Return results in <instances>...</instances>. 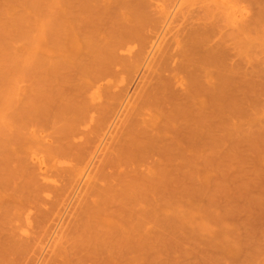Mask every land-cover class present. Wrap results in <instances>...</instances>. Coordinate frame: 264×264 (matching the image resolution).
I'll return each instance as SVG.
<instances>
[{"label":"rangeland","instance_id":"obj_1","mask_svg":"<svg viewBox=\"0 0 264 264\" xmlns=\"http://www.w3.org/2000/svg\"><path fill=\"white\" fill-rule=\"evenodd\" d=\"M51 1H52V3H51ZM58 1L60 4L58 3ZM58 1L57 0H0V165H1L0 166V184H2V185H0V198H1L0 201L3 199V201H1L2 203L0 202V250L3 249L4 251L7 252V253L3 252V250L1 251L0 262H2V261L4 262V260H5L6 263L8 261V264H9V261H10V264L11 263L12 264H62V263L68 264V261H66V258H67V260L71 261L73 256L76 255V259L74 256V260H73V263H74L78 260V257L82 253L84 257H82V255H81V257H79L80 264H95V263L103 264V261H104V264H106L108 262H109V264H111V263L112 264H264V0H198V1L197 0H186V1L185 0H176V1L175 0H150V1L149 0H147V1H145V0H138V1L137 0H128L127 2H126V0H121L122 1V2L120 1L121 3L119 2V0H113V3H112V0H108V2L102 1V0L101 1L99 0V2H96V0L95 1L93 0V2L95 4L98 5L100 3L99 5L105 9V11H102V9L100 8V10H101V12H100V10L97 8L94 11L97 12V10H99L97 14H99V13L101 14L103 12L102 14L103 15L106 14L107 15L106 17H108V18L111 16L110 14H112V16H113L114 14H116V12L114 13V11H116L118 9L120 10V8L122 7L123 9L118 11L121 14L120 18H118L119 13H117L118 17L116 18V17H114L115 16L114 15L113 19H115V18L119 19V21L117 20L118 22L115 21L116 26L117 27H119L118 25L125 26L124 27L125 29L121 26L124 29V31L127 30L128 27H131V28L133 27L132 24L134 22H133V20L131 21V17L129 18L128 16H129V13L131 14L133 11L135 12V14H137L138 10H136V7H135V10L134 9L132 10V12L130 10V9L134 8V5H136V6L140 5L137 2H139V3L143 2L142 4L148 5V6L147 5L142 6V7H145V8H142L143 10L140 9L143 12L142 11H141V13L138 12L139 17L141 16L140 17L141 19L139 17H136L141 22H139L137 20L136 24H135V26H136L137 23L139 22V24H138L139 26H140V23L143 25L144 23L142 22V19L144 22L148 21V22H146L147 24H145V26L148 25L149 27L143 26V27H145V31H144L145 33L148 32V34H150L151 31L155 32V28L157 26H159V28L161 29V28L165 27V25L167 26V23L169 22L170 19L173 22L176 19L175 21L178 23V25L173 24V22H172L173 25L171 23H169V26H167V27H169V30H170V24H171V28L175 25V27L172 28L173 31L170 30L171 31L170 33H172V32L175 33L176 31H178L180 29L177 26L180 27V24L182 25L185 22L183 24V27L187 26L188 29L192 28L190 37L193 35H194V37H196V36L198 37V38L197 37L194 38V39H197V41H198V42H196V40H195L196 44H194L195 42H194V39L192 38V41L194 42L193 44L194 45H197V44L201 45L202 44L204 46L203 47L201 45V48L202 47L204 48V50H203V48L201 49L203 51L202 54L200 52L201 50L200 51L198 50V48H199L198 46H195L198 48L193 47L199 51L197 53L198 55L196 57L197 62H200L199 59L201 61L203 60V58H204L203 54L206 53L204 51H207L206 56L209 55L208 53H210V54L213 53L210 55V57L217 53V55H219V56L216 58L221 59L219 62L225 63L224 65H220L221 63L218 62L219 63L218 66L220 65V67L216 66L217 65L216 64L214 67L211 68L209 66L210 68H208V66L206 64H207V62H209V60H211V58L209 57L210 59L209 58H207L209 60L205 59L206 64L203 65V66H207V68H205V67H203V68L210 69L209 70L210 72H211V70L215 71V72L212 71L211 73H213V75L215 74L214 76L217 77L218 81L221 80V78H222L221 81L216 82V79H215L216 77L214 78L213 75L209 72L210 73L208 75V76H210L209 78L211 79V75L213 77L211 80V83L214 84V82H212L213 80L216 82V84L213 86V87H215L214 90H217L218 88H220L221 93L220 92L219 93L223 97L222 98L223 101L220 100L221 98L218 99V101L219 102L221 101L222 103L224 102L223 106H221L222 105L221 104V105H219L220 107L218 108V109H220V111H218V112H222V113H220V116H219L221 121L220 122L218 121V123L220 125H217V126H219V128L217 127L218 129L214 130V132L216 134H217L216 131L219 130L218 131L219 135L217 134L218 137H216L218 139V141H216L217 148L215 150H217V151L220 150V151L219 152L215 151L218 153L217 157H215V158H217L216 161L214 162L215 159L213 160L214 156H216V154H213L214 149L213 150L209 149L212 147V145H211V147H209L207 145L209 148H206L207 146L206 147L204 146L203 149H202L203 146L201 145L202 147L200 146L201 150H199V151H197L198 150L197 145H196L197 149L195 148V146H193L194 148H192V145L197 144L196 142H198V140H203V142H205L206 144H209V145L213 144L215 141V140L212 141V139L215 136L213 138L209 137L212 133V132L209 133L210 132L209 130H211L210 129L211 128L210 123L212 121H210V119H208V118L205 119L204 116H206V115H204L203 119H202V117L199 118V119L203 120V121H201L202 125L201 124H199V126L196 125L200 121L195 119L197 121V122L195 121L196 124H193V125L191 124V126H193V127L198 126L199 128H202L201 130L199 129L200 130L199 131L195 127V129H197L195 131L198 134H200V132L203 131L202 133L204 134V136L202 134V137H206V136H208V137L205 138V140H204V139L200 138L201 136L198 137V135H197V137L199 139L196 141L195 136H194V139L196 141L195 144H190V141H193V140L192 139L189 140V144H190V147L192 149L191 148L189 149V146L188 147L183 146V144L181 142H184V141L180 142L177 140L179 138H176L175 144L179 142L183 147L187 148V149H185V151H183V154H181L182 152L180 153V150L183 147H181V146L178 147L179 145L176 144V147H174V148L178 147L179 154H181V156L179 155L180 157L177 155L178 151L175 153H174V151L169 152L170 149L168 150V148L171 147L170 145L172 143L169 144L171 142L169 140L170 142L168 143L169 144L168 145L167 139H166L167 142L165 141L166 143H164L165 139L163 140V137L165 135L162 137V139H161V137L158 136L159 141L163 140L162 143L166 144V147L168 145V148H166V149L168 150V152L170 154L173 153V156L175 159L172 160L173 157H171V162L173 161L172 162L173 164L171 162L166 163L169 159V156H172V155H169V156L166 155V157L168 156L166 162H164L165 160L162 161L158 157L163 164L159 160L156 161V158L154 157L155 161L157 163L159 161L160 163H158V165L159 164L164 165V167L166 164H167L166 167L170 164L171 166H169V167H171L172 170H171V168L168 167L166 169L164 168V170L162 171L159 168V167H161L159 165L158 168H156V169H160V170L157 171V170H155V167H154L155 165L153 166V164H155V163H153L152 164V168L154 167L153 171L149 170L150 173L148 171L145 172V170H143V169H145L146 167H149L148 169H152L149 165L146 166V164H148L150 161H154V158L152 157V155H151V157L153 158V160L150 157V152H148V156H147L150 158H148V160H146V161L144 160L145 162L149 161L148 163H144V165L146 167L142 166L143 163H142V165L140 164L144 168H141L140 169L141 171L140 170L139 171L141 173L144 171V173H142V174L140 173L138 175V173L135 172V170H137L136 169L137 167L134 164V163H136L135 160L134 161L132 160L134 162V163L132 162V164H134L135 166L130 165V166H127L128 168L125 169V171H127V169H129V167H131V166L136 167V168H133L135 170H133L131 168L132 169L131 172L127 171L128 174H131V178L137 173L136 174L137 176L135 175V178L137 177V179H136L137 181L135 180L136 181L135 183L134 182L129 183L126 179L129 176L125 177L126 174H125L124 170L121 169V167L120 168L118 167V165L120 166V163L123 161V160L121 161V159H120V162H118L119 160H117V162L115 161L113 163H110V165L107 167L105 166V168H102L101 165H98V167H101V168H99L100 170L96 169L99 172H98V174H95V173H97V171H95V173H93L95 175H92V177H93V179L95 177V180H96V176H98V178H101L103 180L102 181L100 179L101 182L97 181L98 186L103 190H97L95 188H93L94 190L90 189L92 187L90 186L89 181L92 182V177L88 181L89 184H87V183L84 184L88 180L86 178V175H85V180L86 179L87 180L85 182L82 181V180H84V176H82V178H83L82 180L79 179L81 177V174H84V173H82L84 171V170L82 171V169H83L82 167H84L83 160H82L83 163H81L80 159H79L80 160L79 161V160H76L74 157L73 158L74 160L72 161L70 154H72L73 151L70 153L66 152V154L70 155L69 156L70 159L66 158V156L64 157V155H66V154H65V151L63 150V147H62V150L64 151V153H62V154H64V155L60 156L61 153L59 155L57 154L58 150H60V149H57V147L59 145V141L62 140L61 137H64L63 134L66 132V130H67V132L70 131L67 128L69 126L70 127L72 126V125H70L73 123L72 121L75 118H77L79 115H81L84 107L87 106V108H88V105L90 104V100L92 98L91 93L93 94L95 92L94 90H96V89H90L89 88L90 86L88 87V82H90V80L88 81V75H90L91 73L88 74L87 71H90V69H92V67H93V70H95L94 64L98 63L100 61L99 58H101V55L99 53L100 51H102V53L104 54L105 50H107V51L109 50L111 45L103 47V48H105L104 50L100 49L101 45H102L101 42L103 40L105 41L106 36L109 35L108 30L113 26L114 21H113L112 16H111V18H109V19H111V23H107L106 21L108 20V18L107 19L105 18L106 20H103V21L106 22L107 24L104 23L105 24L104 25L103 23H99L100 25L96 24L97 25L96 26L95 23H93L94 18L95 19H97V18L98 19L99 18L104 19L105 16H101L102 14L100 16H98L96 14V12L94 13V11L93 12L91 11L92 9L91 10L89 9V7L92 5H93V7H91V8H95V4H93L92 0H89V2L92 3L91 5L89 3H87L88 5H86L85 1H87V0H78V1L77 0H67V1L62 0L63 2L61 0H58ZM73 1H75V3ZM80 1H81V3L83 1L84 2L82 4H79L78 2H80ZM117 1L120 3L121 6L119 5V3H117ZM123 1H125V3ZM172 1H174V2H172ZM196 1H197V3H199L198 6H196L197 5ZM53 2H55V3H53ZM103 2H105V4L107 2V4L105 5ZM109 2H111L113 6L111 5V3L109 4ZM170 2H172V3H170ZM101 3H103V4H101ZM116 3H117L119 8L117 7L118 9L116 8L114 10V5ZM179 3H182V5ZM173 5L174 6L176 5V6L174 7ZM179 5H180L181 9L178 8ZM71 6H73V8H69ZM82 6L84 7L85 10L82 9L83 8ZM106 7L108 9H106ZM111 7H113L112 10H111ZM152 7H154V8H152ZM53 8H55V9H53ZM80 8L82 9V11H81L82 14L80 13L81 15L79 14ZM109 8H110V11H108ZM176 8H178V9L176 10ZM186 8H188V9L185 11ZM106 10L110 13L109 14L110 16H108V13L106 12ZM144 11H146V12H144ZM150 11L152 13L154 12V14H152ZM177 11H178V14L180 13L181 16L177 14ZM239 11H241V12H239ZM49 12L51 13V16H49L50 15ZM90 12H91V14H90ZM70 13H72V14H70ZM88 13L92 17H93L92 13L95 16L96 15L97 16L93 17V19H92V17H90V15ZM167 13L168 14L171 13L172 15L174 13H176L175 18H173L174 20L169 16L170 18H167V21H166V17H168ZM188 13H190V15ZM191 13H193V14H191ZM53 15L55 17H57L58 21H56L57 19H55V17ZM123 15H124V17H123ZM143 15L146 19L143 17ZM155 15H157V17ZM45 16H47V17H45ZM125 16H127V17H125ZM197 16H201V17H197ZM233 16H235V17H233ZM52 17H54V18H52ZM68 17L71 19V21H69L70 19ZM74 17H75V19H74ZM155 17H156V19H155ZM163 17H164V19H163ZM202 17H203V19H201ZM230 17H231V19H230ZM159 18L163 22H161L159 20ZM198 18H199V20H198ZM205 18H207V19L205 20ZM235 18H236V21H235ZM59 19L61 21H59ZM73 19H74V21H73ZM88 19L91 22L90 24H88L89 22H85L86 20L88 21ZM132 19H133V17H132ZM180 19H183V20H180ZM50 20H52V21L55 20L56 23L52 22ZM77 20H78V22H77ZM126 20H128V21L126 22ZM129 20L132 22L131 24L130 23L127 24L129 22ZM240 20L242 21V23ZM43 21H45V22H43ZM49 21L52 25L53 24H55V25H53V26L51 25L49 27V29L52 32L48 29L49 32L47 33L45 31H47L46 29L50 25ZM99 21L103 22L101 20H99ZM109 21L110 20H108V22ZM165 21H166V23H164ZM189 21H191V22H189ZM59 22H60V24H59ZM74 22H76V23H74ZM120 22L121 23L124 22L125 25H124V23L118 24ZM156 22H158V24H156ZM176 22H174V23H176ZM207 22H209V23H207ZM115 23H114V27H116ZM186 23H188V25ZM56 24L58 27L61 26L63 30L65 28L66 29L68 28V29L67 30L65 29L64 31L61 30V27H60V29H58ZM63 24H64V26H62ZM69 24H71V25H69ZM102 24L105 27L104 31L107 29L104 32V34L102 33L103 28H104ZM110 24H112V25H110ZM126 24L129 26H126ZM192 24H194V25H192ZM204 24H209V25H206L207 26V28H206V26H204ZM232 25H233V27H232ZM108 26H110V27H108ZM87 27L89 29H87ZM95 27H96V31H93L95 29ZM101 27H102V29H101ZM121 27H119V28H121ZM152 27H154L153 30H152ZM187 27H184V29H187ZM52 28H55L57 30L56 31H55V29L52 30ZM92 28H94V29L91 30ZM97 28H99V29L97 30ZM137 28H139V27H137ZM140 28L137 29L138 32H139ZM149 28H151V29L149 30ZM176 28H177V30H175ZM100 29H101V31H100ZM135 29H136V27H135ZM160 29H158V30H160ZM167 29H165V32ZM193 29H195V31H193ZM58 30L60 33L61 32L62 33L59 34ZM76 30H77V32H76ZM158 30H157V33L160 34L162 32V29L160 32ZM187 30H186V32L189 31V30L188 31ZM53 31H55V35H54ZM65 31H67V33H64ZM90 31H91V33L88 34V32H90ZM98 31H100V32H98ZM124 31H122V32H124ZM128 31H129V29H128ZM192 31L194 33H192ZM204 31H206V32H204ZM212 31H214V32H212ZM43 32H44V35H43ZM70 32H71V34H70ZM110 32H112V30ZM119 32H121V31H119ZM141 32H143V31H141ZM196 32H199V33H197L198 35H196ZM72 33H73V35H75V37L77 39H74L75 37H73ZM92 33H97V34L99 33V35L92 34ZM115 33L113 34V36L115 35ZM157 33L155 32L156 35H157ZM170 33H168V35H170L169 37L171 39L172 38L171 36L173 35V33L172 34H170ZM176 33L182 34V31L180 32V30H179V32H176ZM189 33H190V31H189ZM204 33H206V34H204ZM49 34H52L51 37L49 36ZM58 34H59V36H58ZM91 34L94 36H91ZM101 34H103V35H101ZM119 34L123 35L124 33H119ZM139 34H141V33H139ZM146 34H145V36H146ZM177 34L175 36L176 38H177ZM215 34H217V35H215ZM60 35H62V36L60 37ZM168 35H167V39H165V40L170 41L168 38ZM185 35L186 34H184V36L179 35L181 37H184L181 39V40H183L182 41L183 43H184V39L186 38ZM188 35L189 34H187V36ZM88 36H91L92 38H90V39L92 41H94V43L90 42L91 44H89V46H91V48H93L92 50H94L92 53H91L92 50H90L91 49L90 47H87V49H86V47L84 48V46H88L86 41H90ZM95 36H97V37L95 38ZM103 36H105V37H103ZM69 37H70V39H69ZM102 37H103V39H101ZM148 37H150V36H148ZM152 37H150V38H152ZM175 37H173V39ZM215 37H218V38H216V41L214 39ZM61 38H63V39L61 40ZM67 38L69 39V42L66 41V40H68ZM71 38H73V39H71ZM94 38H95V40H94ZM99 38L102 40L101 42H100ZM118 38H120V37H118ZM87 39H89V40H87ZM107 39H108V37H107ZM114 39H115V37H114ZM175 39H174V41H175ZM74 40H76V43L78 44V46H77V44H74V42H75ZM96 40H98V41L96 42ZM141 40H139V41H141ZM143 40H145V39H143ZM172 40L170 41V43H172ZM187 40L191 41L190 38ZM187 40L185 39V41H187ZM106 41L108 42V40H106ZM106 41L104 43L107 44ZM221 41H222V43H221ZM95 42L99 43V45H97ZM175 42H173V43L176 44ZM210 42L214 43V44H211ZM68 43L69 44L71 43V44L69 45ZM54 44L56 46H54ZM72 44H73V46L71 47ZM108 44H109V42H108ZM127 44L128 43L126 42V46L129 45V44L128 45ZM134 44H136V43L134 42ZM138 44L141 46V43H138ZM168 44H169V42H168ZM187 44L189 45V41ZM187 44L185 46H183L181 44L184 48V49H182L180 47L182 52L186 51L185 47L188 46ZM209 44H211V46ZM216 44H219L221 46L216 45ZM74 45H75V47H74ZM92 45H94V47ZM131 45L133 47L132 43H131ZM181 45L178 44L177 47L181 46ZM171 46L173 48L177 49L176 51H178L179 47L176 48V46L174 47L173 44H170L168 47H171ZM213 46H214V48H213ZM97 47L99 48L98 50L94 49ZM168 47H167V49H169L168 50V53H169V51L172 50L173 48L171 47L172 48L171 49ZM188 47H186V48H188ZM210 47L213 48L214 50H216L215 54H214L213 49L211 51H209L211 49ZM55 48H57V49H55ZM64 48H66V49H64ZM73 48L76 49V51ZM134 48H136V50L139 49L136 46ZM134 48H133V51L136 54H138V52ZM190 48H192V45ZM84 49H85V51L87 50L86 52L88 54L84 51ZM206 49H208V50H206ZM70 50H71V52H69V54H68V51H70ZM128 50H129V48L126 51H128ZM141 50L144 51L143 49H141ZM141 50H140V53L138 55L144 53V52L141 53ZM187 50L189 52L186 51L182 54L184 56H186L185 53L188 52L187 55H189V57H187V60H188V58L190 60H195L197 50L196 51L192 50L195 53V56L193 55V52H191V49L189 50V48H188ZM120 51H121V53H119ZM130 51H131V47H130ZM176 51L174 52V49H173V51H170V52H174L175 54L178 55V57L182 56V58H184L183 55L181 54L180 49H179L180 53H178ZM72 52H74L75 57L77 56L76 58L73 56ZM119 52H118V54H120V55L122 54V56H125L123 54V53H125L123 48H121L119 50ZM129 52H127L128 55H129ZM89 53H91V55ZM174 53H172V54H174ZM189 53L192 54L191 57L194 56L192 59H191ZM92 54L94 55V58L92 57L93 56ZM97 54L99 55V57H97ZM144 54H143V56L145 57ZM231 54H232V56H231ZM109 56L110 55H108L107 57H109ZM141 56H137L136 58L134 57V59H136V63L139 60V59L137 60V58H140ZM168 56H169V54L166 57L168 58ZM201 56H203V57H201ZM79 57H80V59H79ZM212 57H215V56H212ZM74 58L76 61H79V60L80 61L75 62ZM102 58L104 59V57H102ZM182 58L180 57L179 59L178 58H176V59L178 61L181 59V63H182V61L187 62L190 64V67L192 66L191 64L193 63V61L190 63V60L186 61L185 58H184L185 60H183ZM216 58H214L215 61L214 60L211 61L213 63L209 62L208 65H210V63L212 65L215 64L214 62H217ZM106 59H108V58H106ZM142 59H141V62H143ZM176 59H174V60H176ZM129 60L132 62L131 59H129ZM129 60H128V62L125 61L127 63L126 65L124 64L126 67L122 66L123 67L122 70L119 68V65H118L119 69L115 67L117 70H120V71H119V75H117V76L115 75L116 77H114V79L112 78V80H114L113 82H112V80H110V76L107 79L111 82H108V80L105 78L106 82H103V83H106V84L103 86H106L107 83H109L111 86H114V87L109 86V88L111 87L110 88L111 90L109 92L107 90L108 93L105 92L104 95L107 94L106 96L101 95V93H99V92H98L99 94L97 95L96 94L97 90H96L95 94L97 96L95 99L98 98V100H99V98H100V99H102V101H100V100L99 101L98 100L93 101V99H92V102H93L92 107L95 108V106H96V108H97V109H95V112L100 111V110H98V106L101 107L103 105V100L105 101L106 104H105V106L103 105L102 107H105L106 109L109 110L111 106L112 107L116 106V107H118L117 110H119V108H121V107L119 106L120 103L117 99H121L120 101L122 102V99L126 95L125 91H129L128 92L129 93L128 99H127L129 101H127L124 98L123 102L120 104L122 107L125 105L127 106V104H128V103H125L124 101L129 102V103H131V101L134 102L140 94H142V93L145 94L144 93L145 91L147 94V91H149L148 90L149 84L151 85V82L149 80L152 81V79H149L151 74L148 77L149 80H147V78L144 77L146 79V81H149L147 83L145 82L146 84H148V86H147L148 89H147V87L143 88L141 86L142 89H144V90L147 89V90L143 91V90H141V88L138 87L139 90L136 89V91L139 92L141 90L143 92H140V93L137 92L138 95L137 94L135 95V93H134L135 96H133V99L131 98V93H132L131 91H133L134 84L136 86L137 83H135V82L138 79V78H135V75L138 77L139 74H137V73L139 72V70L136 68L137 64L135 63L136 65L135 64L132 65L131 62H129ZM217 60H219V59H217ZM48 61H50V62H48ZM62 61H63L64 65L61 64ZM112 61L114 63L113 59H112ZM205 62L203 61V63L201 62V63H197V64H198V66H200V65L204 64ZM81 63L84 66V68L82 67V69H80L82 66ZM100 63H101V61H100ZM108 63H110L109 64V66H110L111 62L109 61ZM108 63L104 64V66L108 65ZM167 63L170 64V59H169V61L167 60ZM174 63L177 64L178 62L174 61ZM174 63L172 62V64H171L172 66H169V64H167V66L173 68ZM187 63H186V65H187ZM196 63H193L192 68L198 67V66H196L197 65ZM65 64H68V66ZM130 64L132 66H136L134 68L137 69L136 70L137 73L134 71L136 73V74L134 73V77L132 76L133 74L131 73L133 69L131 71L128 70V69H131V67H132V66H130ZM179 64L180 63H178V66L181 67L182 71L180 72L181 69H178V71L180 73L183 72V74H181V75H185V77H187L188 74L186 75V72L188 70L186 71V69H187L186 67L189 66V64L185 68L182 65L183 63L180 65ZM90 65H92V66L90 67ZM95 65H96V67H98L99 63L95 64ZM141 65H140V67H141ZM227 65H228V69H227ZM116 66H117V63H116ZM157 66H159V65H157ZM70 67H73V68H70ZM101 67H102V65L99 66V69L103 68V67L102 68ZM113 67L114 66L112 64V66L110 68L113 69ZM127 67H128V69H127ZM169 67H166V68H168L167 70H169ZM180 67H178V68H180ZM217 67H218V69H217ZM115 68L113 69L114 71H115ZM138 68H139V65H138ZM203 68H201V66L198 67L197 68L199 70L198 72H196L197 69L196 70L192 69L193 71L191 70V72L188 71L187 73H192V74H190L191 76L188 75L189 78L190 77L192 78L194 71H195V74L201 73L203 70L201 71L200 69H203ZM154 69H158V67L154 68ZM96 70H98V69H96ZM117 70H116V72H117ZM148 70H150V69H148ZM151 70L147 71L148 73L147 72L146 73L149 74V72H151L153 74L152 75V77H153L155 74L154 73L155 70H152L153 72ZM229 70H233L234 74H231L230 72H232V71H229ZM170 71L171 70H169L168 73ZM227 71H229V72H227ZM159 72H157V73H159ZM161 72L167 73L165 69L161 70ZM160 73H159V76H160ZM207 73L208 72L206 70V74ZM219 73H221V74H219ZM167 74H165V75L169 76V74L168 75ZM172 74H174V73H172ZM172 74H171V76H172ZM195 74H194L192 79L190 78V80L194 81V78L195 79L199 78L200 80L199 79L195 80V82L197 81L198 83H200V86L199 85H197V86L200 89V87L202 85V88L206 89L207 84H205V87H203L204 81H205V79L203 80V78H205V77H202L203 83L201 84L202 81H201L200 77L203 76V74L202 75L197 74L200 77H198ZM217 74L219 76L223 75V77H219ZM165 75H161V76H165ZM159 76L157 75V79H159ZM161 76H160V78H161ZM224 76H225V80H224ZM91 77H90V79H92V78L94 79V76L92 78ZM131 77L133 78L134 82L132 81ZM177 77L180 78L181 76L178 75ZM134 78L136 80H134ZM182 78H184V77H181L180 82H182V80H183ZM187 79H188V77L186 78V80L184 79L183 82L184 81L186 82ZM208 79H207V81H208ZM190 80H188V81L190 83H192ZM229 80L230 81L233 80V81H231L232 82L231 85H233V86L230 85L231 82H228L229 86H230L229 88L231 89V87H233V89L230 90V93L233 90L232 94H230L227 90L228 86L226 83ZM144 81L142 84H145ZM154 81H156V80H154ZM162 81H164V80H162ZM223 81H224V83H223ZM91 82H93V80ZM101 82L98 84L100 85ZM165 82L166 81H164V84H165ZM94 83H95V81H94ZM122 83H123V85L121 86L120 84H122ZM132 83H134V84L132 85ZM152 83H153V81H152ZM190 83H189V86H190ZM208 83H209V81H208ZM217 83L219 86L216 87ZM130 84L133 87H131ZM142 84H140V85H142ZM157 84H159V83H157ZM161 84H159V85L161 86ZM193 84H195V86H196V83H193ZM193 84H192V86H194ZM89 85H91L92 88L94 86L93 83H90ZM99 85L97 87H99ZM151 86L154 87L155 84L151 85ZM157 86L158 85H156V87ZM186 86H188V84ZM209 86H211V85H209ZM182 87H183V83H182ZM184 87L182 88V89H184L183 92H185ZM121 88H123V90H125V91L122 90V92H125V93L122 94L121 91H120L121 94L119 93L118 90H121ZM126 88H128V89L126 90ZM208 88L209 89H207V90H210L209 91L210 93H211V91H214V90H211L212 89L211 87H208ZM99 89H101V90H98V91H101L102 93L105 90V89H103V91H102V88H99ZM205 89H204V91H205ZM156 90H157V88H156ZM161 90L159 92L162 93L163 91H161ZM190 90H193V89H190ZM236 90H238V91H236ZM178 91L182 92L181 88H179ZM186 91H187V89H186ZM180 92L178 95H180ZM209 92L207 94H210ZM115 93H116V95H115ZM148 93H150V92H148ZM214 93H211V95H213L214 98L220 96L218 91H215ZM159 94L157 97L158 100H160L159 96H162ZM164 94L165 93L163 92V95ZM195 94L193 96H195V97L197 96V98H198L199 95H195ZM229 94L231 97L234 94L233 99L231 98L233 103L230 102L231 99L228 96ZM152 95L149 94V97L150 96L153 97ZM188 95L190 96L191 93ZM211 95H208L209 96V97H207L208 100H209ZM214 95H216V96H214ZM119 96H121V97H119ZM156 96H157V94H155V97ZM181 96H182V93H181ZM201 96L203 97V94ZM206 96L207 95H205V97ZM139 97H142V98H140V99L137 98V99H139V100L135 101L137 105L135 104L132 106V104H133V102H132V104H130L131 106H129V108H127L128 106L124 107L128 110V112L129 111L131 112L132 109L137 111L136 108H138L137 112H135V111H134L135 113L133 112L134 115H132V112L131 113L126 112L129 114L128 118L126 117L127 120L130 119L129 120L130 122L128 124H131V126L129 125L130 126L129 135L133 136L135 133L137 135L135 134L136 136L134 135L135 138L133 136L132 137L133 139L131 137H129L128 135L127 136L129 138L128 137L126 138V135L124 137L122 135V137H121L122 139L121 138L120 139L121 140L124 139V141H125V139H127V141H126L127 144L125 142L126 146L121 147L118 145V147L120 150L122 148H123V150H126L125 148L128 147L129 149L127 148L128 150L126 151V153L129 152L128 154H131V152H132V154H134L133 149H135V148L133 147L130 150L129 145H130V143L133 144V142L135 141L133 144V146L136 145L135 147L137 148V149H135V151L137 150L139 152V150H140V154L142 156L145 153L147 154V151H149V150L151 152L154 151L153 153H155L156 151L157 152L161 151V153L163 155V153L166 152L167 150L161 146L162 149L158 148L160 150V151H158V149L156 147H159V146H155V145H158L157 143L159 142L158 139L156 138L157 136L154 139H157L158 142L154 140L155 142H153V144H151V145H154L157 142L154 145L155 150L151 149V147H149L150 149L147 150L148 149L147 147L149 146V144H146L147 140H149L147 137L150 138V136L155 134V131H153V128L157 127V126L154 127L155 126L154 122L156 123V125L159 124L157 127V128H159L157 130L159 135H160V133H161V135H162V133L163 134L168 133V132L172 133L170 131H174V130H172L173 127H175L176 129H179V127L181 125L177 128L176 126H174V121H175V123L177 121V123L175 125H178V123H180V124H182V123H181V121H179V118H177V119L175 118L176 120L174 119L172 124H170V123L166 124L165 123L166 121L171 122L170 121L171 118L168 119V117L165 118V116H164V118L162 119L163 114L162 115L160 114V112H161L160 109H159L160 112H158L157 107L155 110V106H157V102L155 101L156 104H152V106H151V104H146L147 102L146 103L144 102L145 104L144 103L141 104L143 101L142 102H140V101L144 97H143V95H141ZM146 97L149 98L148 96H146ZM146 97L144 98V101H145ZM202 97H199L198 99H195V98L194 99L196 100L197 103L200 104V102L197 100L200 99V101H201ZM129 98H131L132 100ZM163 98H162V101L165 100V98H164V100H163ZM176 98H177V96H176ZM182 98L184 99V95L182 96ZM214 98L212 100H214ZM194 99H193V101L195 102ZM178 100H179V98H178ZM181 100L182 99L180 97V100L177 103H179ZM190 100H192V99L190 98ZM204 100L205 99L203 98V101H201V104H202V102H204ZM212 100H210L208 102L211 103ZM138 101L140 102V104ZM147 101H148V103L153 102V100L151 102H149V99ZM186 101H188V100H186ZM186 101H185L186 106L183 105V107L187 108ZM193 101H190V102H193ZM205 101H206V103H208L207 100H205ZM96 102H97V104H98V102H100V105L99 104L95 105ZM182 102L184 103V100H182L181 103ZM196 102L194 104L197 107H199L200 105L198 106V104H196ZM117 103H119V104H117ZM204 105L205 106H200L201 109L203 108L202 110H204V111L208 110L206 108L205 103H204ZM209 105L211 107V105H213V102H212V104H209ZM90 106H91V104H90ZM107 106H110V107L108 108ZM160 106L161 105H158L159 108H160ZM164 106L167 107L166 104ZM190 106H193V105L190 103ZM112 107L110 110L111 114L117 113V110L115 109V107H114V110H116V112L112 113L114 111V110L112 111V109H113ZM87 108L85 109V111L89 110V108L88 109ZM161 108H163V106H161ZM173 108H175V106L172 107V109ZM177 108H179V107H177ZM180 108H181V106H180ZM199 108H198V110H199ZM104 109L102 108V114H104L103 113ZM121 109H123V108H121ZM165 109L169 110L168 108H165ZM172 109H171V111H173ZM187 109H190V107ZM193 109L194 108L191 107V110H193ZM178 110H180V112H181L182 109H178ZM184 110L188 111L186 109H184ZM202 110H201V112H202ZM209 110H210L209 113H211L212 109H209ZM105 111H106V114L108 113V119H110V120L107 119L108 122L112 121L114 115H112L113 117L109 116L110 113L107 110H105ZM174 111L177 112V109H174ZM89 112H87V113L85 112L83 114L84 115H86V114L90 115L91 113H89ZM165 112L163 111V113H165ZM212 112H214V110ZM229 112H230V114H229ZM205 113H208V112L206 111V112H204V114ZM97 114L93 113V117L96 119V121H94V120H92V121H94L95 123L97 122L98 124H101V125H98L99 128L101 129V127L103 126L102 123H104V121L102 122L101 118L104 115L100 116L101 112L98 115ZM135 114H136V116H135ZM158 114H160V115H158ZM168 114H170V111ZM168 114H167V116H169ZM189 114L190 113H188V112H187L186 116H185V114H183L184 118L189 116L190 119H194L195 118L194 114H197V113L196 112L194 113V111H193V113L191 112V115H192L191 117H193V118H191ZM154 115H156V116H154ZM171 115H173V114H171ZM174 115L177 116L176 113ZM179 115L181 118V114H179ZM159 116L160 117L162 116L161 119L163 121L160 119ZM208 116L209 115H207L206 117H208ZM171 117H173V116H171ZM212 117L213 116H210L211 119H213ZM80 118L82 119L81 116H80ZM89 118L88 119L86 118V119L89 120ZM94 118H90V120L94 119ZM125 119H123V117H122V120H125ZM155 119L157 122L155 121ZM107 120L105 119V121H107ZM146 120L148 121V123ZM164 120H166V121L164 122ZM172 120H173V118H172ZM131 121H132V123H131ZM161 121L163 122V124ZM79 122L82 123L83 120L82 121L79 120ZM87 122H89V121H87ZM94 122H92L91 124L93 125ZM127 122L128 121H126L125 123H127ZM151 122L153 123L154 126L152 125ZM203 122L205 124H203ZM207 122L209 125H207ZM125 123L120 124V125L118 124L117 128H119L122 125L125 126ZM184 123L187 124L188 122L186 123V121H184ZM189 123H191V122H189ZM74 124H75V122H74ZM88 124H90V123H87L88 128H87V126H86V128L87 129H90V128L93 129L94 125H93V127H91L92 125H88ZM109 124H110V122L108 124H105V125L108 126ZM164 124H166V125H164ZM105 125L103 126L104 128H106ZM170 125H172V126H170ZM206 125H207V127L209 126L210 128L209 127L207 128ZM80 126L81 125H79V129L83 130L82 129V127L84 128L83 123H82L81 128H80ZM124 126H122V129H126V128H123ZM152 126H153V128H152ZM202 126L204 127V129ZM213 126H214V123H213ZM75 127L78 128V126H75ZM126 127H128V126H126ZM143 127H145V128H143ZM163 127H166L164 129H165V131H168V132H160V131H164L162 129ZM94 128L96 129V124H95ZM104 128H102V129L105 130ZM180 128H182V127H180ZM185 128H187V127H185ZM100 129H98V132L100 134L98 133L99 136L97 134V137L103 138L104 134L102 136H100V135L103 132H105L106 130L101 132L102 129L101 130ZM151 129H152L153 134L151 133ZM76 130H78V129H76ZM86 130L82 131L83 135L81 136V138H84V133H85L84 131H86ZM206 130H208V132H206ZM89 131L92 133L89 135V137L91 139H93L94 142H96L95 138H93L92 135L94 137L96 136V134L94 135L93 133H96L97 129H96V132L95 131L92 132V130H89ZM181 131L183 133V129ZM192 131H193V129H192ZM192 131L190 133H193ZM211 131H213V129ZM74 132H75V130H74ZM74 132L72 131V133H74ZM176 132L174 131V134ZM185 132L188 133V131H186V130H185ZM185 132L183 134H186ZM126 133L128 134V132H126ZM150 133L152 135H150ZM197 133H195V134H197ZM205 133H206V135H205ZM70 134L71 133H69V135ZM86 134H88L87 131H86ZM124 134H125V132H124ZM158 134H156V135H158ZM168 134H166L167 135L166 138L168 136L172 137L171 135L174 136L173 133L170 135H168ZM73 135L71 134L70 137L72 136L74 138L75 135L77 137H79L77 134H75L74 136ZM175 135L180 136L182 134L177 133ZM65 136H66V133H65ZM136 137H141V139L136 138ZM190 137H191V135H190ZM67 138H69V137H67ZM86 138L90 139V138H88V136H86ZM136 139H138L142 142L138 143L137 142L138 140H136ZM150 139L152 140V138H150ZM172 139H173V137H172ZM69 140H70V138H69ZM69 140H66V141L69 142ZM99 140H97V141H99ZM121 140H118V138H116L114 141H112V140L108 141V143L114 142L113 144L123 145L124 141L121 142ZM174 140H175V138H174ZM183 140H186V139L184 138ZM75 141L73 140V142H75ZM77 141L79 143L80 140H77ZM81 141H82V139H81ZM85 141H89V140H85ZM100 141H99V143H100ZM76 142L74 144H76ZM94 142L93 143L91 142V144L92 145L97 144ZM149 142H151V141H149ZM64 143H66V142H64ZM85 143L87 144V142H85ZM144 143H145L146 147L144 146ZM71 144H73V143H71ZM159 144H160V142H159ZM200 144H202V142ZM78 145L76 146V148L78 147ZM88 145H89V143H88ZM65 146L67 147V145H65ZM93 146L96 147V145H93ZM139 146H142V148ZM163 146H165V145H163ZM68 147L66 150H68ZM89 147H91V146H89ZM115 147L116 146L114 145L113 148H115ZM154 147L152 146V148H154ZM172 147H173V145H172ZM70 148L74 149L73 146ZM145 148H147V149L145 150ZM77 149H74V150L76 151ZM83 149L86 150L85 152H87V150H88L89 156H91L90 155V149H92V147L89 149L88 146L86 145V147H84ZM96 149H97V147H96ZM100 149L98 152L101 154ZM115 149H117V148H115ZM115 149H114V151H112L113 153L118 150L117 149L115 151ZM162 150L163 151L165 150V151L162 152ZM92 151L93 150H91V153H92ZM137 151H136V153H137ZM157 152L155 153V155L158 154ZM168 152H166V153H168ZM74 153L76 154L78 152H74ZM81 153H79V155ZM93 153H94V151H93ZM153 153H151V154H153ZM161 153H160V155H161ZM100 154L97 155V153H96L97 156H100ZM112 154L110 155L111 157H112ZM82 155H84V154H82ZM85 155H86V153H85ZM117 155L119 156V154H117ZM124 155L127 157V154H125V151H124V153H122L121 157L119 156L120 158L124 159V161L122 163L125 162ZM185 155H187V156H185ZM73 156L74 155H72V157ZM106 156L108 157L109 154L107 153ZM134 156L131 155V157L133 159L135 158ZM137 156H139V155L137 154L136 157ZM142 156L141 157L139 156V157L140 158L145 157V156H143V157ZM86 157L84 156L85 159H86ZM107 157H106V160H104L103 159L104 157H102L103 161H102V159L100 160V161H102L101 164L102 163L103 164H106V163L109 164L108 161L111 158L109 159ZM76 158L78 159L79 156ZM81 158L84 159L83 157H81ZM91 158H89V159L91 160ZM116 158H118V157L115 155V160H116ZM176 158H177V160H176ZM89 159L87 157L86 160H89ZM94 159L92 160L91 163H93ZM99 159L100 158L98 157L97 159H95V161L96 160L99 161ZM107 159H108V161H107ZM7 160H9V162H6ZM90 160L88 162H90ZM129 160H130V158H129ZM141 161H143V160H141ZM126 162H128V160ZM94 163H93L94 167L96 166L95 164H99V163H95V164ZM157 163H156V165H157ZM164 163H166V164H164ZM184 163L189 164V166L187 164L184 165ZM85 164H86V161H85ZM126 164H123V165H126ZM93 165L92 166L90 165L91 168L93 167ZM190 165H191V168H190ZM16 166H17V168H16ZM85 166H87V165H85ZM141 166H138V167H141ZM1 167H3V168H1ZM19 167L21 169H18ZM183 167H185V168H183ZM84 168L86 169V167H84ZM89 169H90V167H89ZM94 169H91V170H93V172H94ZM120 169L123 171L122 173L125 174V176H124V174H122L125 177V179H122L124 183L123 182L121 183L122 180L119 179L122 177L120 175L121 174L120 173L121 171H119ZM131 169H129V170H131ZM22 170H25V171L27 170V171L24 172V174L21 176V173H23ZM20 171H21V173H20ZM29 172H31L32 174ZM115 172L120 173V174L117 173L120 175L119 178L117 177L118 175L117 176L115 175L116 174ZM132 172L133 173L135 172V174L132 175ZM27 173L32 175L34 178H32V177L29 178L30 175ZM91 173H92V171H91ZM91 173H90V175H88V178H89V176H91ZM87 174H89V171H87ZM177 175L180 177V179ZM175 176H176V179H175ZM169 177H171L172 179ZM33 179H34V181H32ZM79 180H81V182H79ZM131 180L134 181L133 179H131ZM170 180H172V181L169 182ZM161 181L163 182V185H162ZM164 181H165V183H164ZM76 182L78 185V186L76 185L77 188L76 189L70 188V187H72L71 185L74 186ZM94 182H96V181H94ZM166 182H168L169 184ZM80 183L87 185L85 189L83 188L84 185H82L83 186L82 188L84 191L82 189H80L81 188ZM165 184H167V185H165ZM88 185L90 187H88ZM93 185L95 186V184H93ZM98 186H96V187H98ZM165 186H168L170 188L166 187L164 189L163 187H165ZM54 187H55V190L53 189ZM88 188H89V190H88ZM15 189H17V190H15ZM72 189L73 190L75 189L74 190L75 192L77 190L76 195H77V193H79V191H81L82 194L80 196H82V198L85 197L87 194L86 198L80 199V196L78 195L79 197H78V199H76L74 197L75 192L73 193ZM120 192H121V195H120ZM70 193H72V195H70ZM167 193H168V195H167ZM180 193H181V195H180ZM70 196H73V199H71L72 197L70 198ZM79 199H80V202L77 201ZM103 200H104V202H103ZM31 201H32V203H31ZM72 201L73 202L75 201V203L78 202L77 205L75 204L76 206H73L74 203ZM132 203H133V205H132ZM67 204H69V205H67ZM163 204H166V205H163ZM50 205H52V206H50ZM66 208H67V210H66ZM48 209L51 211L50 213H49ZM57 209L59 211L62 209L60 211L61 213L57 212L58 211ZM45 210L48 211V214H50V215L45 213ZM52 213H53L52 219H54L53 220L54 222L52 221V219L50 220ZM140 213H142V214H140ZM56 214H57V216H59V218L61 219V221L63 223L66 222V224L65 223L62 224L64 227L62 225H60L61 221H59V218L56 216ZM138 214H139V216H138ZM40 215H42L43 217H41ZM61 215H63L64 218L63 217L61 218L60 217ZM136 215L138 216V218H136ZM38 217L39 218L41 217V218L38 219ZM48 217H50V218L48 219ZM66 217H67V220L65 219ZM133 217L135 219H133ZM141 217H142V223H144V226L140 223ZM56 218H57L56 221H57L58 225H60V227L61 226L63 227V228L61 227L62 228L61 231L58 230V229H60L59 227H56L58 225H55V223H56L55 219ZM69 218H71V219H69ZM130 218L133 219V222L131 220V224L129 222ZM41 219H42V221H41ZM146 220H147V222H146ZM33 221H35V223ZM40 221H41V223H40ZM31 222H32V224H31ZM51 222L54 223V226L56 227V232L59 233V231H60L61 233H63L62 231L64 230V234H66V236L63 235L64 236L63 241L65 240L64 243L66 242V244H67V245L65 244L67 246V248H66L67 253L65 251V245H64V248H62L63 241L61 239V235H60L61 233L59 234V236H56V235L54 236L55 231L52 232V230L51 231L49 230V228L52 229V227H54ZM48 223H50L48 226H51L49 228H47ZM128 223L130 226H128ZM136 223H137V225H136ZM30 224H31V227L29 226ZM28 226H29V228H31L30 230H29ZM68 226H70V227L68 228ZM132 226H133V228H132ZM36 227H37V231L39 228L41 229V230H39L40 234L42 233L41 236L38 234L39 231L38 232L36 231ZM55 227H54V229H55ZM66 227L68 229H66ZM122 227H123V231L121 229ZM129 227L132 228V230L128 234V232L130 230ZM141 227H142V230H141ZM71 228H73V230ZM125 228L127 229V231H125L126 230ZM144 228H145V230H144ZM44 229L46 231L45 235L48 239H46L44 233L42 232V230L44 231ZM46 229L49 232H52L51 236L53 239L56 237L55 238L56 241H57V238L60 237L58 239V242L57 243L55 242L56 243L55 246H53L54 248L57 246V249L52 248V250H56L55 253L58 252L57 251L58 247H61L64 250V253H62L63 250L61 248H59V250H62L61 252L59 251L60 256H58L59 253H57V255H56L54 253V251H51L52 253L49 254V251H48L47 256H48V258H50V260L52 259V261H48L49 259L46 258L47 257L46 251L48 248L44 250V247H46V245L48 243L53 242V239L51 238V236L50 237H49V235L47 236V230ZM76 229H77L76 234H78L77 238L75 237L76 234L74 235V232L76 231ZM137 229L140 232L138 231V232L134 233V231H136ZM71 230L74 232H70ZM120 230H121L122 234L119 232ZM124 231H125V233L127 232V234H125ZM36 232L40 238L37 236V234L34 235ZM81 233H84V236L83 235L81 236ZM149 233H151V234H149ZM67 234H68V237H67ZM27 235H29V237ZM73 236L75 237V240H74L75 247L73 246L75 249H72V245H71V249L74 250L73 252H71V249H69L70 248L69 242H70V244L73 243V241H72L74 239ZM78 236H79V240H78ZM26 237H28L29 242H28V239ZM69 237H73V238H70V240H67ZM123 237L127 240H125ZM131 237L133 238V241H132ZM33 238L36 241L35 240L33 241ZM83 238H86V239H83ZM49 239H50V241H49ZM60 239H61V241H60ZM25 240L27 242H24ZM21 241L23 244H21ZM46 241H48V243ZM126 241L129 244H127ZM131 241H132V243H131ZM39 242L43 245L42 246L43 248L40 246ZM9 244H12V245L8 246ZM27 244H29V245L27 246ZM30 244H31V247H30ZM89 244H90V246H89ZM37 245H39V246H37ZM12 246H13V248H12ZM24 246H26L27 248L26 247L24 248ZM99 246H100V248H99ZM5 247H6V249H5ZM15 247H16V249H15ZM47 247H50V245ZM79 247H80V249H78ZM95 247H97V248L95 249ZM7 248L9 250L11 248V251L7 250ZM18 248H19V251H18ZM86 248H88V249H86ZM28 249H30V250H28ZM68 249L70 251H68ZM83 249H84V251H83ZM12 250H14L13 251L14 253L12 252ZM42 250H44V252H42ZM37 251H39L40 254ZM68 252H71V254L74 253V255L70 256V258H68V256L70 255V253H69V255L67 256ZM75 252L77 254H75ZM85 252L87 253L86 255H85ZM3 253H4V255H3ZM37 253L39 254V256ZM61 253L63 256L61 255ZM53 254H54L55 258L53 256ZM12 255H13V257H12ZM20 255H21V257L22 256L24 257V258L23 257L21 258L22 259L21 261H19ZM97 256L99 258H97ZM64 257H65V261H64ZM86 257H88V258H86ZM59 259L61 262L59 261ZM12 260H13V262H12ZM106 260H107V262H106ZM16 261H18V263ZM81 261H84V263ZM3 262L0 264H5V262L4 263ZM69 264H70V262H69ZM71 264H72V262H71ZM74 264H76V263H74ZM77 264H79V263L77 262Z\"/></svg>","mask_w":264,"mask_h":264},{"label":"bare ground","instance_id":"obj_2","mask_svg":"<svg viewBox=\"0 0 264 264\" xmlns=\"http://www.w3.org/2000/svg\"><path fill=\"white\" fill-rule=\"evenodd\" d=\"M57 1H58V0H57ZM61 1H62V0H61ZM66 1H67V0H66ZM77 1H78V0H77ZM94 1H95V0H94ZM100 1H101V0H100ZM102 1H107V2H108V0H102ZM120 1H121V0H119V2H120ZM127 1H128V0H126V2H127ZM137 1H138V0H137ZM145 1H147V0H145ZM149 1H150V0H149ZM175 1H176V0H175ZM185 1H186V0H185ZM197 1H198V0H197ZM197 1H196V3H197ZM62 2H63V1H62ZM64 2H65V1H64ZM69 2H70V1H69ZM73 2L75 3V1H73ZM83 2H84V1H83ZM83 2H82V3H83ZM85 2H86V5H88L87 3H89L90 5L92 4L91 2H89V0H87V1H85ZM92 2H93V0H92ZM96 2H99V0H96ZM107 2H106V4H107ZM119 2L117 1V3H119ZM121 2H122V1H121ZM121 2H120V3H121ZM123 2L125 3V1H123ZM172 2H174V1H172ZM172 2H170V3H172ZM178 2H179V1H178ZM51 3H52V1H51ZM53 3H55V2H53ZM58 3H59V1H58ZM78 3H79V4H82L81 1L78 2ZM103 3L105 4V2H103ZM103 3H101V4H103ZM110 3H111V2H109V4H110ZM112 3H113V0H112ZM112 3H111V5H112ZM117 3L114 5V10L118 7ZM120 3H119V5H120ZM128 3H129V2H128ZM131 3H132V2H131ZM137 3L140 4V5H137V6L134 5V8H132V9L129 8V9L131 10V12H132L133 9L135 10V7H136V10H138V12L141 13V11L143 10L142 8H145V7H142V6H143V5H147V4H142L143 2H142V3L137 2ZM157 3H158V2H157ZM168 3H169V2H168ZM59 4H60V3H59ZM62 4H63V3H62ZM62 4H61V5H62ZM93 4H95V3L93 2ZM99 4H100V3H99ZM99 4H98V5L95 4V8H91V7H93V5H92V6L89 7V9H90V10L92 9V10H91L92 12H93L94 10H96L97 8H98L99 10H100V8H101L102 11H105V9L102 8ZM106 4H105V5H106ZM126 4H127V3H126ZM141 4H142V5H141ZM174 4H175V3H174ZM179 4L182 5V3H179ZM184 4H185V3H184ZM64 5H65V4H64ZM105 5H104V6H105ZM116 5H117V6H116ZM124 5H125V4H124ZM124 5H123V6H124ZM154 5H155V4H154ZM166 5H167V4H166ZM170 5H171V4H170ZM170 5H169V6H170ZM198 5H199V3H197L196 6H198ZM50 6H51V5H50ZM97 6H98V7H97ZM104 6H103V7H104ZM112 6H113V5H112ZM115 6H116V7H115ZM120 6H121V5H120ZM140 6H141V7H140ZM147 6H148V5H147ZM167 6H168V5H167ZM173 6H174V5H173ZM175 6H176V5H175ZM175 6H174V7H175ZM82 7H83V6H82ZM154 7H155V6H154ZM154 7H152V8H154ZM186 7H187V6H186ZM193 7H194V6H193ZM59 8H60V7H59ZM62 8H63V7H62ZM64 8H65V7H64ZM69 8H73V6H71V7H69ZM118 8H119V7H118ZM118 8H117V9H118ZM137 8H138V9H137ZM150 8H151V7H150ZM156 8H157V7H156ZM178 8L181 9V8H180V5L178 6ZM178 8H176V10H177ZM188 8H189V7H188ZM188 8H186L185 11H186ZM194 8H195V7H194ZM199 8H200V7H199ZM202 8H203V7H202ZM202 8H201V9H202ZM46 9H47V8H46ZM53 9H55V8H53ZM82 9L85 10L84 7H83ZM82 9L80 8V12H79V14L81 13ZM106 9H108V8L106 7ZM112 9H113V7H111V10H112ZM121 9H123V8L121 7L120 10H121ZM140 9H142V10H140ZM168 9H169V8H168ZM168 9H167V10H168ZM174 9H175V8H174ZM190 9H191V8H190ZM61 10H62V9H61ZM76 10H77V9H76ZM99 10H97V12L94 11V13L96 12V14H97ZM120 10L118 9V10L114 11V13L116 12V14H114L115 16H114V15H113V16L117 18V17H118V16H117V13H119V14H118V15H119L118 18H120L121 14H120V12H118V11H120ZM53 11H54V10H53ZM69 11H70V10H69ZM108 11H110V8H109ZM108 11L106 10V12L108 13V16H110V15L112 16V14H110ZM169 11H170V10H169ZM200 11H201V10H200ZM45 12H46V11H45ZM51 12H52V11H51ZM60 12H61V11H60ZM76 12H77V11H76ZM100 12H101V10H100ZM112 12H113V11H112ZM129 12H130V11H129ZM133 12H134V11H133ZM133 12L131 13L133 16H132L130 13H129V16H128L129 18L131 17V21L133 20V22H134V23L132 24V26H133L132 28H133V29H132L131 27H128V28L126 27L127 30L124 31V29H125L124 27H125V26H123V25H118L119 27L122 26L124 29H123L122 27H121V28L117 27L115 21L118 22L119 19H116V18L113 19L114 17L112 16V19H113V21H114L116 27H114V23H113V26L109 29L110 31L112 30V32H110V31L108 30L109 35L106 36L105 41L108 40L109 44H108L107 41H106V42H107V44H106V43H104V42H105L104 40H103L104 42L101 40V39H103V37H105V36H103L101 39L99 38V39H100V42H101V41L103 42V43L101 42L102 45L100 44V45H101V48H100V49H103V50H104L105 48H103V47H105V46H110V45H111V46H110V48H109L108 51H107V50L104 51V54L102 53V51L99 52L100 55H101V58H99L100 61H101V63H100V61H99L98 63H99V66L102 65L103 68L101 67L102 69H99V66L97 65L98 67H96V65H95V64H98V63H95V64H94V69H95V70H93V67H92V69H90V71H87L88 74L91 73L90 75H88V81L90 80V82H88V87L90 86V87H89L90 89H96V90H97V93H96V90H94L95 92H94L93 94L91 93L92 98H91V100H90V104H91V106H90V104L88 105L89 110H88V111H85V109L87 108V106L84 107V109L82 110L81 115H79L77 118H75V119H74L75 121L73 120V121H72L73 123L70 124V125H72V126L74 125L73 127H74L75 129H74L72 126H71V127L69 126L67 129H69L70 131L68 130L69 132H67V130H66V132H65V133H66V136H65V133H64V134H63L64 137H61L62 140L60 139L61 141H59V145H58L59 148L57 147V149H60V150H58L59 153L57 152L58 155L61 153L60 156H61V155L63 156L64 154H62V153H64V151H65V154H66V152H67V153H70V152L73 151L72 154H70L71 156H70L69 154H66V155H64V157L66 156V158H68V159H70V157H71V160H72V161L74 160L73 158L75 157L76 160H79V159H80L81 161H80V160H79V161H80L81 163L84 162L83 164H84V167H86V169H85L84 167H82V168H83L82 171L84 170L82 173H84V174H81V177H80L79 179L82 180V179H83L82 176H84V180H82V181L85 182V181L88 179L85 183H84V182H83V183H84V184H86V183L89 184V182H90V186L92 187V188H90V189L95 188V189H97V190H103V189H101V188L98 186V184H97V181H100V182H101L102 179H101V178H98V176H96V180H95V177H94V179H93L92 175L98 174L99 171H97L96 169L100 170L99 168H101V167H102V168H105V166L107 167V166L110 165V163H113V162H115V161L117 162V160H119L118 162H120V159H121V161H122V160L124 161L123 158H120L121 155H122V153H124V151H125V154H127V157L124 155L125 162L122 163V162H123V161H122V162H121L122 164L120 163V166L118 165V167H119V168L121 167V169L124 170L126 176H125L124 173H122L123 171H122L121 169L119 170V171H121V172H120L121 174H120L119 172H117V173H119V174L122 176L121 178H119L120 175L117 174V173L115 172V173H116L115 175H116V176L118 175L117 177H118L119 179H121V180H122V179H125V177L129 176V177L126 178L127 181H128L129 183H130V182H131V183H132V182L135 183V182L137 181V180H136L137 177L135 178V175H136L137 173H138V175L141 173V172H140V171H141L140 169H141V168H144V167H146V166H148V165L152 168V164H153V163H155V164H153V166L155 165L154 167H155V170H157V171H159L160 169L163 171L164 168H165V169L168 168V167L171 166V165L169 164V165L166 167V165H167L166 163H170V162H171V157H173L172 160L175 159L174 156H173V153L170 154L169 152H172V151H174V153L177 152V151L179 150L178 147H180V146H181V147H183V146L188 147V146H189V149H190V148H191V147H190V144H195V142L199 139L198 137L201 136L200 138H201V139H204V140H205V138L208 137V136H206V137H202V134H203L202 132H203V131H201L200 134H198V133L195 131V130H197V129H198V130H199V129H200V130L202 129V128H199L198 126H199V124H201V121H203L202 119H203V116H204V115H206V116L209 115L208 117H206V116H204V117H205V119L208 118V119H210V121H212L211 123L209 122L211 128H210L209 126H208V127H209L211 130L213 129V131L209 130V131H210L209 133L212 132L211 135H210L209 137H212V138H213V137L215 136V137L212 139V141L215 140L214 143H213L214 145H213V144H210V145H209V144H206L205 142H203V140H198L199 143L196 142L197 144L192 145V148H194L193 146H195V148L197 149V146H198V150H197V151H199V150H201L200 148H201L202 146H203V147H202V149H203L204 146L206 147V146L208 145L209 147H211V145H212L211 148H209L208 146H207L206 148H209V149H212V150L214 149V150H213V151H214L213 154H216V156H214V158H213V160L215 159L214 162H215L216 159H217V158H215V157H217V154H218L217 152L220 151V150H219V151L215 150V149L217 148V146H216V145H217L216 141H218V139H217L216 137H218V135H219V133H218L219 130L216 131L218 135L214 132V130H216V129L219 128V126H217V125H220V124L218 123V121H219V122L221 121L219 116H220V113H222V112H218V111H220V109H218V108L220 107L219 105H221V104H222L221 106H223V103H224V102H223V103L221 102V101H223V100H222L223 97H222L221 94H220V93H221V92H220V88H218L217 90H214L215 87H213V86L216 84V82L218 81L217 77L214 76L215 74L213 75V73H211V72L214 71V70H211V72H210V71H209L210 69H205V68H207V66H208V68H210V67L212 68V67H214L216 64H217L216 66H218L219 63H221L220 65H224L225 63H223V62H219L221 59H220V58H216V57H218L219 55H217V53L215 52L216 50L213 49L214 46H213V48L210 47L211 49H210L209 51H211V50L213 49V50H214V54H215V53H216V54H215V55H212V56H215V57H212V56L210 57V55L213 54V53H211V54L208 53L209 55H207V56H208V57H207V56H206L207 51H204V52H206V53L203 54V56H204L203 60L201 61V60L198 58L200 62H197V58H196L197 55H198L197 53H198V52H199L204 46L201 44V45L203 46V47L201 48V45H200V44H199L200 46H199L198 44H197V45H194V44H196V42H198L197 39H194V38L197 37L196 35H198L197 33H199V32H196V35H195L196 37H194V35L190 37V34H191V30H192V28H189V29H188L187 26H184V27H187V29L190 31V33H189V31H188L187 29H184L183 24H184L185 22H184L182 25L180 24V27L177 26L178 28H180V29H179L180 32L182 31V34H181V33H178V34H177L176 32H179V30L176 31V32H175V33L177 34V38H176V37H175L176 34L172 32L173 35L171 36L172 38L170 39V37H169L170 35H168V33H170L171 31H173L172 28L175 27V25H174V26L171 28V24H172V22H173L171 19H170L169 22L167 23V26H169V23H171V24H170V30H171V31L169 30V27H167V26L164 24L165 27H163L164 25L162 26L163 28H161V29H162V32H161L160 34L157 33V30L160 29L159 26H157V27L155 28V32L157 33L158 36H157V35L155 34V32H153V31H151V33H152V32H153V33H152V34L150 33V34H151V35H150V34H148V32H146L147 34L144 32V31H145V27L148 26V25L145 26V24H147L146 22H148V21L145 20L146 18L144 17V15H143V17L145 18L144 20H145L146 22H144L143 19H142V22H143L144 24L142 25V24L140 23V26H139L138 24H139V22H141V21H139L138 18H136V17H139V14H138V12H137V14H135V12H134V13H133ZM142 12H143V11H142ZM144 12H146V11H144ZM150 12H151V11H150ZM156 12H157V11H156ZM162 12H163V11H162ZM173 12H174V11H173ZM173 12H172V13H173ZM183 12H184V11H183ZM239 12H241V11H239ZM49 13H50V12H49ZM68 13H69V12H68ZM102 13H103V12H102ZM102 13H101V14H102ZM121 13H122V12H121ZM151 13H152V12H151ZM151 13H150V14H151ZM70 14H72V13H70ZM73 14H74V13H73ZM81 14H82V13H81ZM81 14H80V15H81ZM88 14H89V13H88ZM90 14H91V12H90ZM90 14H89V15H90ZM101 14L99 13V14H97V15L100 16ZM104 14H105V13H104ZM109 14H110V15H109ZM152 14H154V12H153ZM167 14H168V13H167ZM169 14H170V15H169ZM169 14H168V17H166V21H167V18H170V17H171L172 19L175 18L176 13H174L173 15H172L171 13H169ZM177 14H178V11H177ZM182 14H183V13H182ZM184 14H185V13H184ZM188 14L190 15V13H188ZM191 14H193V13H191ZM199 14H200V13H199ZM204 14H205V13H204ZM60 15H61V14H60ZM92 15H93V17H96V16H97V15L95 16L93 13H92ZM159 15H160V14H159ZM178 15H180V13H179ZM178 15H177V16H178ZM205 15H206V14H205ZM205 15H204V16H205ZM242 15H243V14H242ZM49 16H51V13H50ZM53 16H54V15H53ZM66 16H67V15H66ZM78 16H79V15H78ZM101 16H105L104 19H103V18H102V19H100V18H99V19H98V18L95 19V18H94V20H93L94 22H93V23H95V25H96V24H99V23H103V24H104V23H105V24H107V23H111V19H109V18H111V16H110L109 18L106 17V16H107L106 14H105V15L102 14ZM145 16H146V15H145ZM155 16L157 17V15H155ZM163 16H164V15H163ZM169 16H170V17H169ZM180 16H181V15H180ZM186 16H187V15H186ZM201 16H202V15H201ZM201 16H197V17H201ZM45 17H47V16H45ZM54 17H55V16H54ZM54 17H52V18H54ZM58 17H59V16H58ZM69 17H70V16H69ZM69 17H68V18H69ZM90 17H92V16L90 15ZM93 17H92V19H93ZM123 17H124V15H123ZM125 17H127V16H125ZM132 17H133V19H132ZM140 17H141V16H140ZM140 17H139V18H140ZM153 17H154V16H153ZM156 17H155V19H156ZM158 17H159V16H158ZM233 17H235V16H233ZM240 17H241V16H240ZM248 17H249V16H248ZM52 18H51V19H52ZM68 18H67V19H68ZM79 18H80V17H79ZM79 18H78V19H79ZM88 18H89V17H88ZM105 18H106V19L108 18V20H110V21L108 22V20H107V21H106L107 23L104 22L103 20H106ZM147 18H148V17H147ZM176 18H177V17H176ZM185 18H186V17H185ZM188 18H189V17H188ZM193 18H194V17H193ZM193 18H192V19H193ZM238 18H239V17H238ZM47 19H48V18H47ZM55 19H57V17H55ZM69 19H70V18H69ZM74 19H75V17H74ZM74 19H73V21H74ZM76 19H77V18H76ZM125 19H126V18H125ZM140 19H141V18H140ZM155 19H154V20H155ZM157 19H158V18H157ZM163 19H164V17H163ZM201 19H203V17H202ZM206 19H207V18H205V20H206ZM230 19H231V17H230ZM240 19H241V18H240ZM48 20H49V19H48ZM99 20H101V21H103V22H100ZM117 20H118V21H117ZM123 20H124V19H123ZM137 20H138L139 22H138L137 25L135 26ZM159 20H160V18H159ZM159 20H158V21H159ZM173 20H174V19H173ZM175 20H176V19H175ZM175 20H174V22H176ZM177 20H178V19H177ZM180 20H183V19H180ZM196 20H197V19H196ZM198 20H199V18H198ZM46 21H47V20H46ZM50 21H52V20H50ZM50 21H49V23H50ZM56 21H58V19H57ZM59 21H61V20L59 19ZM69 21H71V19H70ZM75 21H76V20H75ZM95 21H96V22H95ZM113 21H112V22H113ZM127 21H128V20H126V22H127ZM131 21L129 20V22H128L127 24H129V23L131 24V23H132ZM160 21H161V20H160ZM160 21H159V22H160ZM166 21H165L164 23H166ZM235 21H236V18H235ZM235 21H234V22H235ZM240 21H241V20H240ZM43 22H45V21H43ZM52 22H55V20L52 21ZM77 22H78V20H77ZM82 22H83V21H82ZM85 22H89L88 24L91 23L89 19H88V21L86 20ZM121 22H122V21H121ZM121 22L118 23V24H123V23H124V22H123V23H121ZM151 22H152V21H151ZM154 22H155V21H154ZM161 22H163V21H161ZM161 22H160V23H161ZM174 22H173V24H177V25H178L177 22H176V23H174ZM189 22H191V21H189ZM196 22H197V21H196ZM229 22H230V21H229ZM55 23H56V22H55ZM57 23H58V22H57ZM74 23H76V22H74ZM80 23H81V22H80ZM152 23H153V22H152ZM192 23H193V22H192ZM207 23H209V22H207ZM210 23H211V22H210ZM241 23H242V21H241ZM59 24H60V22H59ZM59 24H58V25H59ZM71 24H72V23H71ZM71 24H69V25H71ZM103 24H102V25H103ZM105 24H104V25H105ZM127 24H126V26H129V25H127ZM156 24H158V22H156ZM173 24H172V25H173ZM186 24L188 25V23H186ZM186 24H185V25H186ZM197 24H198V23H197ZM197 24H196V25H197ZM229 24H230V23H229ZM233 24H234V23H233ZM47 25H48V24H47ZM51 25H52V24L50 23V25H49L48 28L46 29L47 31H45V32H47V33L49 32L48 29H49V27H50ZM53 25H55V24H53ZM53 25H52V26H53ZM76 25H77V24H76ZM78 25H79V24H78ZM85 25H86V24H85ZM95 25H94V26H95ZM99 25H100V24H99ZM104 25H103V27H104ZM110 25H112V24H110ZM124 25H125V23H124ZM159 25H160V24H159ZM192 25H194V24H192ZM196 25H195V26H196ZM198 25H199V24H198ZM202 25H203V24H202ZM206 25H209V24H204V26H206ZM230 25H231V24H230ZM237 25H238V24H237ZM56 26H57V24H56ZM62 26H64V24H63ZM67 26H68V25H67ZM83 26H84V25H83ZM89 26H90V25H89ZM89 26H88V27H89ZM96 26H97V25H96ZM141 26H142V27L145 26V27L142 28ZM150 26H151V25H150ZM152 26H153V25H152ZM181 26H182V27H181ZM46 27H47V26H46ZM46 27H45V28H46ZM57 27H58V26H57ZM60 27H61V26H59L58 29H60ZM71 27H72V26H71ZM81 27H82V26H81ZM88 27H87V29L90 28V27H89V28H88ZM108 27H110V26H108ZM135 27H136V29H135ZM137 27H139V28L141 27L140 30H139V32L137 31V29H139V28H137ZM148 27H149V26H148ZM191 27H192V26H191ZM209 27H210V26H209ZM232 27H233V25H232ZM73 28H74V27H73ZM115 28H116V29H115ZM164 28H165V29L168 28V29L166 30V32H165V29H164ZM182 28H183L185 31H184ZM206 28H207V26H206ZM54 29H55V28H52V30H54ZM65 29H66V28H65ZM65 29H64V30H65ZM67 29H68V28H67ZM67 29H66V30H67ZM74 29H75V28H74ZM93 29H94V28H92L91 30H93ZM98 29H99V28H97V30H98ZM101 29H102V27H101ZM101 29H100V31H101ZM104 29H105V27L103 28V32H102L103 34H104V32L107 30V29H106V30L104 31ZM114 29H115V30H114ZM117 29H118V30H117ZM120 29H121V30H120ZM128 29H129V31H128ZM134 29H135V30H134ZM150 29H151V28H149V30H150ZM153 29H154V27H152V30H153ZM156 29H157V30H156ZM161 29L158 30V31L160 32ZM202 29H203V28H202ZM209 29H210V28H209ZM209 29H208V30H209ZM214 29H215V28H214ZM49 30H50V29H49ZM56 30H57V29H55V31H56ZM61 30H63L62 27H61ZM61 30H60V31H61ZM64 30H63V31H64ZM113 30H114V31H113ZM147 30H148V29H147ZM175 30H177V28H176ZM175 30H174V31H175ZM186 30H187L188 32H186ZM43 31H44V30H43ZM50 31H51V30H50ZM55 31H53V32H54V35H55ZM93 31H96V27H95V29H94ZM100 31H98V32H100ZM119 31H121V32H119ZM122 31H124V32H122ZM141 31H143V32H141ZM163 31H164V32H163ZM193 31H195V29H193ZM193 31H192V33H194ZM199 31H200V30H199ZM51 32H52V31H51ZM58 32H59V30H58ZM76 32H77V30H76ZM85 32H86V31H85ZM115 32H116V33H115ZM126 32H127V33H126ZM204 32H206V31H204ZM212 32H214V31H212ZM61 33H62V32H61ZM61 33L59 32V34H61ZM64 33H67V31H65ZM73 33H74V32H73ZM73 33H72V35H73ZM90 33H91V31L88 32V34H90ZM110 33H111L112 35H111ZM114 33H115V35L113 36ZM119 33H124V34L122 35V34H119ZM139 33H141V34H139ZM142 33H143V34H142ZM172 33H170V34H172ZM208 33H209V32H208ZM45 34H46V33H45ZM59 34H58V36H59ZM70 34H71V32H70ZM92 34L99 35V33H98V34H97V33H92ZM92 34H91V36H94V35H92ZM103 34H101V35H103ZM117 34H118V35H117ZM145 34H146V36H145ZM154 34H155V35H154ZM184 34H186V35H185V36H186V38H185L186 40L190 38L191 41H192V38H193V39H194V42H195V40H196V42L194 43L193 41L191 42L190 40L185 41V39H184V43H183V42H182L183 40H181V39L184 38V37H181V36H184ZM187 34H189V35L187 36ZM204 34H206V33H204ZM43 35H44V32H43ZM51 35H52V34H49L50 37H51ZM62 35H63V34H62ZM62 35H60V37H61ZM65 35H66V34H65ZM68 35H69V34H68ZM101 35H100V36H101ZM110 35H111L113 38H112ZM121 35H122V36H121ZM139 35H140V36H139ZM143 35H144V36H143ZM153 35H154L155 37H154ZM167 35H168V38H169L170 41L173 39V37H175L178 41L174 38L176 42H175L174 39H173V40H172V43H170V41L165 40V39H167ZM179 35H181V36H179ZM200 35H201V34H200ZM215 35H217V34H215ZM69 36H70V35H69ZM91 36H88L89 39L92 38ZM117 36L120 37V38H118ZM148 36H150V37L153 36V37L150 38V37H148ZM218 36H219V35H218ZM52 37H53V36H52ZM56 37H57V36H56ZM63 37H64V36H63ZM70 37H71V36H70ZM70 37H69V39H70ZM73 37H75V35H73ZM96 37H97V36H95V38H96ZM107 37H108V39H107ZM114 37H115L116 40L114 39ZM144 37H145V38H144ZM146 37H147V38H146ZM178 37H179V38H178ZM188 37H189V38H188ZM211 37H212V36H211ZM58 38H59V37H58ZM58 38H57V39H58ZM95 38H94V40H95ZM117 38H118V39H117ZM140 38H141V39L143 38V39H145V40H143V39L141 40ZM148 38H149V39H148ZM197 38H198V37H197ZM216 38H218V37H215V38H214L215 41H216ZM53 39H54V38H53ZM62 39H63V38H61V40H62ZM65 39H66V38H65ZM67 39H68V38H67ZM69 39L66 40V41L69 42ZM71 39H73V38H71ZM74 39H77V38L75 37ZM89 39H87V40H89ZM97 39H98V38H97ZM109 39H110V40H109ZM111 39H112V40H111ZM146 39H147V40H146ZM220 39H221V38H220ZM114 40H115V41H114ZM139 40H141V41H139ZM179 40H180L181 42H180ZM51 41H52V40H51ZM57 41H58V40H57ZM74 41H75L74 44H77V43H76V40H74ZM84 41H85V40H84ZM97 41H98V40H96V42H97ZM113 41H114V42H113ZM129 41H130V42H129ZM188 41H189V45L192 43V44H191V45H192V48H190L191 45L189 46V45L187 44ZM208 41H209V40H208ZM215 41H214V42H215ZM217 41H218V40H217ZM55 42H56V41H55ZM72 42H73V41H72ZM77 42H78V41H77ZM90 42H93V43H94V41H92V40L90 39V41H86V43L88 44V46H84V48H85V47H86V49H87V47H90V48H91V46H89V44H91ZM96 42H95V43H96ZM126 42H127L130 46H129L128 44H127L128 46H126ZM134 42H135L136 44H134ZM144 42H145V43H144ZM168 42H169V44H168ZM173 42H175L177 45H178V44H179V45L182 44L183 46H185V45L187 44L189 47H188V46H186V47H188L189 50L191 49V52H193L192 50L196 51L197 49H195V48H198V47H199V48H198L199 51H198V50L196 51V56H195V53L193 52V55L195 56V60H196V61H195V60H190L189 58H188V60H187V57H189V55H187V53L189 52V51L187 50L188 48L185 47V50L188 51V52L185 53L186 56H184L182 53H184V52H186V51L183 50L184 52H182L181 48L184 49L183 46H182V45H181V46H178V47H179V48H178L177 45L174 44ZM179 42H180V43H179ZM186 42H187V43H186ZM211 42H212V41H211ZM211 42H210V43H211ZM49 43H50V42H49ZM53 43H54V42H53ZM63 43H64V42H63ZM65 43H66V42H65ZM131 43L133 44V47H132ZM138 43H141V46H140ZM193 43H194V44H193ZM199 43H200V42H199ZM201 43H202V42H201ZM215 43H216V42H215ZM221 43H222V41H221ZM68 44H69V43H68ZM70 44H71V43H70ZM70 44H69V45H70ZM87 44H86V45H87ZM96 44L99 45V43H96ZM123 44H124V45H123ZM170 44H173L174 47L176 46V48H178V51H176L177 49H175V48H173V47L171 46V47L174 49V52L176 51V52L180 53V51H181V54L183 55V57L186 59V61H189V60H190V63H191L192 61H193V63H196V62H197V63H201V62L203 63V61L205 62L206 60H209L210 58H211V60H209V62H211V61L214 60V58H216V61H217V62H214L215 64H213V65L211 64V63H213V62H211L210 65H208L209 62H207V64H206V62H205L204 64H202V65L199 64V65L201 66V68L205 67V68H203V69H200L201 71H202V70H203V71H202V72L200 71L201 73H199L200 75L203 74V76H201V77L198 76L199 74H198V73H197L198 75L195 74V71H194V74L197 75L198 77H200V78H201V81H202V77H205V78H203V80L205 79V81H204V86H203V87H205V84H207V85H206V89H205V88H202V85H201V87H200V89H199V87H198L197 85L200 86V83H198L197 81L195 82V80H196V79H199V78H196V79L194 78V81H192V80H190L191 77L189 78V76H191L190 74H192V73H187L188 71L191 72L192 69H193V70H196V69H197L198 67H200V66H198V64L196 63V64H197L196 66H198V67H197V68H194V67L192 68L193 63L191 64L192 66L190 67V64L187 63V62H183V61H182V63H183V64H182V63H181V59L179 60V61H180V62H179L176 58L179 59L180 57L182 58V56L179 55L180 57H178V55L175 54L174 52H170V51H173V49H172L171 47H168ZM211 44H214V43H211ZM211 44H209V45L211 46ZM45 45H46V44H45ZM51 45H52V44H51ZM69 45H68V46H69ZM83 45H84V44H83ZM97 45H96V46H97ZM122 45H123V46H122ZM138 45H139L140 47H139ZM193 45H194V46H193ZM216 45H219V44H216ZM222 45H223V44H222ZM54 46H56V45L54 44ZM72 46H73V44L71 45V47H72ZM77 46H78V44H77ZM92 46L94 47V45H92ZM135 46L138 47L139 49L137 48L138 50H136V48H134ZM142 46H143V47H142ZM195 46H198V47H195ZM219 46H221V45H219ZM224 46H225V45H224ZM63 47H64V46H63ZM66 47H67V46H66ZM74 47H75V45H74ZM130 47H131V51H130ZM167 47L172 49V50L169 51V53H168V50H169V49H167ZM180 47H181V48H180ZM193 47H195V48H193ZM215 47H216V46H215ZM59 48H60V47H59ZM67 48H68V47H67ZM121 48L124 49V52L129 48V50L125 52L126 54L122 52L125 56H122V54H121V55L118 54V52H119V50H120ZM133 48L138 52V54L140 53V50L143 49L144 51L141 50V53L144 52L145 54H144V53H143V54L145 55V57L143 56V54H140V55L136 54V53L133 51ZM144 48H145V49H144ZM208 48H209V47H208ZM219 48H220V47H219ZM44 49H45V48H44ZM55 49H57V48H55ZM64 49H66V48H64ZM73 49H74V48H73ZM82 49H83V48H82ZM82 49H81V50H82ZM92 49H93V48H91L90 50H92ZM94 49H97V50H98L99 48L97 47V48H94ZM179 49H180V51H179ZM220 49H221V48H220ZM222 49H223V48H222ZM59 50H60V49H59ZM74 50L76 51V49H74ZM97 50H96V51H97ZM145 50H146V51H145ZM203 50H204V48H203ZM206 50H208V49H206ZM75 51H74V52H75ZM84 51H85V49H84ZM86 51H87V50H86ZM86 51H85V52H86ZM93 51H94V50H92L91 53H92ZM129 51H130L131 53H130ZM132 51H133V52H132ZM55 52H56V51H55ZM69 52H71V50L68 51V54H69ZM74 52H72V53H73V56L75 57ZM79 52H80V51H79ZM97 52H98V51H97ZM127 52H129V55L127 54ZM191 52H190V53H191ZM200 52H201V54L203 53L202 50H201ZM83 53H84V52H83ZM86 53H87V52H86ZM91 53H89V54L91 55ZM119 53H121V51H120ZM172 53H174V54H172ZM190 53H189V54H190ZM230 53H231V52H230ZM48 54H49V53H48ZM65 54H66V53H65ZM75 54H76V53H75ZM87 54H88V53H87ZM105 54H106V55L108 54V55H110V56L107 57L108 55L106 56ZM168 54H169V56H168V58H167L166 56H167ZM201 54H200V55H201ZM58 55H59V54H58ZM83 55H84V54H83ZM92 55H93V54H92ZM126 55H127V56H126ZM141 55H142L144 58H143ZM191 55H192V54H190V57H191ZM216 55H217V56H216ZM226 55H227V54H226ZM47 56H48V55H47ZM49 56H50V55H49ZM62 56H63V55H62ZM105 56H106V57H105ZM137 56H141L143 59H142L141 57H140V58L142 59L143 62H141V59H140V58H137V60H138V59H139V60H138V62L136 63V59H134V57L136 58ZM194 56H192L191 59H192ZM203 56H201V57H203ZM205 56H206V57H205ZM224 56H225V55H224ZM231 56H232V54H231ZM76 57H77V56H76ZM76 57H75V58H76ZM92 57L94 58V55H93ZM97 57H99L98 54H97ZM102 57H104V59H103ZM111 57H112V58H111ZM113 57H114V58H113ZM175 57H176V58H175ZM198 57H199V56H198ZM209 57H210V58H209ZM57 58H58V57H57ZM75 58H74V61H75V62H79V61H80V60H79V61H76ZM106 58H108V59H106ZM166 58H167V59H166ZM184 58H182V59L185 60ZM207 58H209V59H207ZM229 58H230V57H229ZM47 59H48V58H47ZM65 59H66V58H65ZM77 59H78V58H77ZM79 59H80V57H79ZM95 59H96V58H95ZM112 59L114 60V63H113ZM115 59H116V60H115ZM129 59H131L132 62H131ZM133 59H134V60H133ZM169 59H170V64L167 63V60L169 61ZM174 59H176V60H174ZM201 59H202V58H201ZM205 59H206V60H205ZM217 59H219V60H217ZM227 59H228V58H227ZM59 60H60V59H59ZM82 60H83V59H82ZM87 60H88V59H87ZM128 60H129V62H131L132 65H134L135 63L137 64V65L135 64L137 67H136V66H132V65L130 64V66H132L131 69H128V67H127V69H128L129 71H131V70L133 69L132 72H131V73L133 74V75H132L133 77H134V73H135V72L137 73L136 70H137V69L139 70V72L137 73V74H139L138 77L135 75V78H138V79H137L138 82H137V81L135 82V83H137L136 86H135L134 83H132V85L134 84V87L130 84L131 87H133V91H131V92H132V93H131V98L133 99V96H135V95L137 94L138 91H136V89L139 90V88H141V90H143V91L147 90V89H148V87H147L148 84H146V83L150 81V82H151V85H154V84H155V86L153 87V86H151V85L149 84V89H148L149 91H147V94H148V95L146 94V91H145V92H144L145 94L142 93V94H140L139 96L143 95V97L145 98L146 96L149 97V94H150V95L153 94V95H152L153 97H151V96H150L151 98H150V97H149V98L146 97V99H147V100L149 99V102H151V101L153 100L154 103H153V102H152V103H148V101H147L146 99H145V101H144V98H143V99H141V101H140V102L143 101L141 104H143L144 102H145V103L147 102L146 104H151V106H152V104H156V103H155V101H156V102H157V106L154 105V106H155V110H156V107H157V108H158V112H160V111L162 112V113L160 112L161 115L163 114V117L161 116L162 119L164 118V116H165V118L168 117V119L171 118V120H170L171 122H167V121H166L167 119L164 120V122L166 121V122H165L166 124H169V123L172 124V122L174 121L175 118H176V119L179 118V121H181V123H182V124L178 123V125H175V124L177 123V121H176V123H175V121H174V126H176V127L178 128V127L181 125L180 127H182V128L179 127V129H176L175 127H173L172 130H174L175 132L177 131L175 134H177V133L180 134V133H181L184 137H183L182 135H180V136H179V135H175V134H174V131H170V132H172V133L174 134V136L171 135V136L173 137V139H172V137H170V136H168V137L166 138V136H167L166 134H168L169 132H168V131H165L164 128H166L168 125H167L166 127H163V128H162L164 131H160V132H168V133H164V134L162 133V135H161V133L159 132V133H160V135H159V134H158V131H157V130L159 129V128H157L159 124L156 125V123L154 122V124H155V126H154L153 123L151 122L152 125H153L154 127H156V126H157V127H156V128H153V126H152L153 131H155V134L152 133V129H151V133H152L153 135L150 133V135H152V136H150V135H149V136H150V138H152L153 141H152L149 137H147L149 140L146 139V140H147L146 144H149V146L147 147L148 149L145 148V150H146V149L149 150V149H150L149 147H151V149H154V150H155L154 145L159 141L158 136L161 137V139H162V137L165 135V136L163 137V140L165 139V140H164V143H166V142L168 141V142H167V144H168V143L171 141L169 144L172 143L170 146L172 147V145H173V147H172V148H171V147L168 148V145H169V144H168L167 147H166V144L162 143L163 140L159 141L160 144H159V142H158V143H157L158 145H155V146H159V147H156L157 149H158V148H159V149H160V148L162 149V147H164L165 149L168 148V150L170 149L169 152H168V150L166 149V150H167L166 152H168L169 154L166 153V152H164L165 150H164V151L162 150V152H164L163 155H162L161 151L158 149V151H160V152H157V151H156V152H157L159 155H158V154L155 155L156 152L153 153V152H154L153 150H152L153 152H151V151L149 150V151H147V154L145 153L146 155L143 153V154H144L143 156H145V157H144L145 159H144V158H140V157L142 156V155L140 154V150H139V152L136 150V151H137V153H136V151H135V149H137V148L135 147L136 145L133 146V144H134L135 141L133 142V144L130 143V145H129V146H130V150H131V148H133V147L135 148V149H133V153H134V154H132V152H131V154H128L129 152L126 153V151L129 149L128 147L125 148L126 150H123V148H122L121 150H122L123 152L119 149L118 145L121 146V147L126 146V145H125V142L127 141V139H125V141H124V139L121 140V139H122V138H121L122 135H123V137L126 135V138H127L128 136L132 138V137L136 134V133H135L133 136H130V135H129V132H130L129 129H130L131 124H128V123L130 122V121H129L130 119L127 120V118H128V116H129L128 113H129L130 111L128 112V110H127L126 108H124V107H127V106H128L127 108H129V106H131L130 104H132V102H133V101H131L132 99L129 98V99H131V100H130L131 103L124 101L125 103H128L127 106H126L124 103H123V104H124L125 106L122 107V106L120 105V104L123 102L124 98H125L126 100L128 99V94H129L128 92H129V91H125V90H123V88H121V90H118V89H117V90L119 91V93H120V91L122 92V90L126 92V95L124 94L125 96H124V98L122 99V102L120 101L121 99H117V100L119 101V103H120V104H119V103H117V104H119V106H120L121 108H123V109L119 108V110H117L118 107L114 106L115 109L117 110V113H114V112H116V110H114V107H112V106H111V107L113 108L112 111L114 110L112 113H114V114H111V112H110L111 107H110V106H107L108 108L110 107L109 110L106 109L105 107H102L103 105L105 106V104H106L104 100H103V105L101 104V105H102L101 107L98 106V110H100V111H98V112L96 111V112H95V109H97L96 106H95V108L92 107V106H93L92 99H93V101H94V100H95V101L98 100V98H97V99H95V98H96V96H97L99 93H101V95H103V96H106L107 94L104 95L105 92L108 93V92L111 90L110 88H111V87H114V86H111L109 83H107L106 86H103V85L106 84V83H103V82H106V81H105V78L107 79V78H109V76H110V80H112V78L114 79V77H116L117 75H119V71H120V70H117V69H116V68H118V65H119V68L122 70L123 67H126L125 65L127 64L126 62H128ZM164 60H165V61H164ZM32 61H33V60H32ZM53 61H54V60H53ZM84 61H85V60H84ZM109 61L111 62V65H110V66H109L110 63H108ZM116 61H117V62H116ZM122 61H123V62H122ZM125 61H126V62H125ZM139 61H140V62H139ZM163 61H164V62H163ZM174 61H177L178 63L182 64L184 68L189 64V66L186 67V68H187L186 71H187V70H188V71H187V72L185 71V72H186V75H187V74L189 75V76L187 75L188 79H187L186 82H185V81L183 82V80H184V79L186 80L187 77H185V75H181V74H183V72L180 73V72L182 71V69H181L180 66H178V63L175 64ZM214 61H215V60H214ZM228 61H229V60H228ZM228 61H227V62H228ZM48 62H50V61H48ZM72 62H73V61H72ZM172 62L174 63V64H173V68H172V67H169V66H172V65H171ZM218 62H219V63H218ZM31 63H32V62H31ZM43 63H44V62H43ZM60 63H61V62H60ZM83 63H84V62H83ZM85 63H86V62H85ZM107 63H108V65H105V66H104V64H107ZM116 63H117V66H116ZM120 63H121V64H120ZM140 63H141L142 65H141ZM186 63H187V65H186ZM58 64H59V63H58ZM61 64H63V61H62ZM73 64H74V63H73ZM81 64H82V63H81ZM112 64H113V66H114L113 69L116 67V68H115V71H114L113 69L110 68V67L112 66ZM124 64H125V65H124ZM128 64H129V63H128ZM155 64H156V65H155ZM167 64H169V66H167ZM180 64H179V65H180ZM205 64H206L207 66H203V65H205ZM33 65H34V64H33ZM63 65H64V64H63ZM65 65L68 66V64H65ZM69 65H70V64H69ZM76 65H77V64H76ZM78 65H79V64H78ZM84 65H85V64H84ZM138 65H139V68H140V69L138 68ZM140 65H141V67H140ZM157 65H159V66H157ZM182 65H181V66H182ZM211 65H212V66H211ZM220 65H219L218 67H220ZM39 66H40V65H39ZM43 66H44V65H43ZM91 66H92V65H90V67H91ZM122 66H123V67H122ZM194 66H195V65H194ZM196 66H195V67H196ZM209 66H210V67H209ZM225 66H226V65H225ZM59 67H60V66H59ZM82 67L84 68L83 64H82V66H81L80 69H82ZM95 67H96V68H95ZM107 67H108V68H107ZM134 67H136L137 69H135ZM151 67H152V68H151ZM157 67H158V69H154V68H157ZM166 67H169V70H171L169 73H168L169 70H167L168 68H166ZM178 67H180V68H178ZM183 67H182V68H183ZM218 67H217V69H218ZM222 67H223V66H222ZM70 68H73V67H70ZM119 68H118V69H119ZM191 68H192V69H191ZM215 68H216V67H215ZM35 69H36V68H35ZM63 69H64V68H63ZM85 69H86V68H85ZM96 69H98V70H96ZM134 69H135V70H134ZM148 69H150V70H151V69H152V70H155L154 73H155L156 75L154 74V76L152 77L153 74H152L151 72H149V74H147V73H148L147 71H150V70H148ZM163 69L166 70V72L169 74V76H166V75H165V74H167V73L161 72V70H163ZM178 69H181L180 72L178 71ZM189 69H190V70H189ZM221 69H222V68H221ZM227 69H228V65H227ZM229 69H230V68H229ZM36 70H37V69H36ZM60 70H61V69H60ZM91 70H92V71H91ZM99 70H100V71H99ZM101 70H102V71H101ZM116 70H117V72H116ZM152 70H151V71H152ZM193 70H192V71H193ZM206 70H207V72H208L207 74H206ZM82 71H83V70H82ZM97 71H98V72H97ZM134 71H135V72H134ZM159 71H160L161 73H160ZM183 71H184V70H183ZM198 71H199V70L197 69L196 72H198ZM229 71H232V72H230V73H231V74H234L233 70H229ZM229 71H227V72H229ZM93 72H94V73H93ZM95 72H96V73H95ZM115 72H116L117 74H116ZM146 72H147V73H146ZM152 72H153V71H152ZM157 72L160 73V76H161V75H165V76H161V78H162V79H161L160 76H159V73H157ZM209 72L213 75L214 78L216 77V78H215V79H216V82H215L214 80L212 81V82H214V84L211 83V80H212V78H213L212 75H211V79L209 78L210 76H208V75L210 74ZM214 72H215V71H214ZM66 73H67V72H66ZM112 73H113V74H112ZM114 73H115V74H114ZM136 73H135V74H136ZM172 73H174V74H172ZM221 73H222V72H221ZM221 73H219V74H221ZM68 74H69V73H68ZM92 74H93V75H92ZM129 74H130V73H129ZM150 74H151V76H150ZM168 74H167V75H168ZM171 74H172V76H171ZM194 74H193V76H194ZM226 74H227V73H226ZM228 74H229V73H228ZM34 75H35V74H34ZM115 75H116V76H115ZM122 75H123V74H122ZM157 75L159 76V79H157ZM178 75L181 76V77H184V78H182V79H183L182 82H180V81H181V77H180V78L177 77ZM217 75H218V74H217ZM65 76H66V75H65ZM89 76H90V77H91V76H92V77L94 76V79H93L92 77H91L92 79H90ZM111 76H112V77H111ZM146 76H147V77H146ZM149 76H150L151 78H150ZM193 76H192V78H193ZM218 76H219V75H218ZM225 76H226V75H225ZM225 76H224V80H225ZM81 77H82V76H81ZM85 77H86V76H85ZM144 77L147 78V80L152 79L153 83H152L151 80L146 81V79H145ZM148 77H149V79H148ZM164 77H165V78H164ZM169 77H170V78H169ZM207 77H208L209 79H208ZM219 77H223V75H222V76H219ZM118 78H119V77H118ZM120 78H121V77H120ZM131 78H132V77H131ZM135 78H134V80H136ZM153 78H154V79H153ZM155 78H156V79H155ZM177 78H178V79H177ZM192 78H191V79H192ZM227 78H228V77H227ZM143 79H144L145 81H144ZM207 79H208L209 83H208ZM229 79H230V78H229ZM69 80H70V79H69ZM92 80H93V82H91ZM107 80H108V79H107ZM142 80L144 81V83H145V82H146V83H145V84H142V83H143ZM154 80H156V81H154ZM157 80H158V81H157ZM159 80H160V81H159ZM162 80L166 81L165 84H164V81H162ZM188 80H190L192 83H190ZM199 80H200V79H199ZM221 80H222V78H221ZM221 80H219V81H221ZM235 80H236V79H235ZM246 80H247V79H246ZM33 81H34V80H33ZM94 81H95V83H96L97 85L94 83ZM101 81H102V82H101ZM113 81H114V80H112V82H113ZM132 81H133V78H132ZM161 81H162V82H161ZM201 81H200V82H201ZM206 81H207V82H206ZM219 81H218V82H219ZM231 81H233V80H231ZM231 81L229 80V81H227V83L225 82V83L227 84V86H228L227 90H228L229 93H230V90L233 89V87H231V89L229 88L230 86H229V83H228V82H231ZM100 82H101V84L99 85L98 83H100ZM108 82H111V81L108 80ZM133 82H134V81H133ZM154 82H155V83H154ZM156 82L159 83V84L162 83V84H161L162 87H161L159 84H157ZM160 82H161V83H160ZM168 82H169V83H168ZM179 82H180V83H179ZM205 82H206V83H205ZM237 82H238V81H237ZM67 83H68V82H67ZM90 83H93V84H94L93 88H92V86H91L92 84L89 85ZM123 83H124V82H123ZM123 83L120 84V85L122 86ZM182 83H183V87L185 86V87H184V88H185V92H183L184 89H182V88H183V87H182ZM184 83H185V84H184ZM186 83L188 84V86H186V85H187ZM189 83H190V86H189ZM193 83H196V86H197L198 88H197V87L195 86V84H193ZM197 83H198V84H197ZM202 83H203V81L201 82V84H202ZM210 83H211V84H210ZM223 83H224V81H223ZM244 83H245V82H244ZM68 84H69V83H68ZM140 84H142V85H140ZM192 84H193L194 86H192ZM231 84H232V82L230 83V85H231ZM237 84H238V83H237ZM32 85H33V84H32ZM98 85H99V87H97ZM113 85H114V84H113ZM156 85H158V86L156 87ZM178 85H179V86H178ZM209 85H211V86H209ZM234 85H235V84H234ZM109 86H111V87L109 88ZM127 86H128V85H127ZM141 86H142L143 88H146V87H147V89L144 90V89H142ZM144 86H145V87H144ZM150 86H151V87H150ZM159 86H160V87H159ZM217 86H219L218 83H217L216 87H217ZM224 86H225V85H224ZM224 86H223V87H224ZM231 86H233V85H231ZM245 86H246V85H245ZM128 87H129V86H128ZM138 87H139V88H138ZM152 87H153V88H152ZM155 87L157 88V90H156ZM158 87H159V88H158ZM188 87H189V88H188ZM191 87H192V88H191ZM208 87H211V88H212L211 90H214V91H211V93H214L215 91H218V93L220 92V93H219L220 96H219V97H216L217 99L214 98L213 95H211V93L209 92L210 90H207V89H209ZM220 87H221V86H220ZM236 87H237V86H236ZM246 87H247V86H246ZM99 88H102V91H103V89H105V90L103 91V93H102L101 91H98V90H101V89H99ZM150 88H151V89H150ZM154 88H155V89H154ZM177 88H178V89L181 88V91H182V92L178 91ZM44 89H45V88H44ZM115 89H116V88H115ZM127 89H128V88H126V90H127ZM131 89H132V88H131ZM153 89H154V90H153ZM161 89H162V90H161ZM186 89H187V91H186ZM190 89H193V90H190ZM204 89H205L206 92L204 91ZM235 89H236V88H235ZM107 90H108V92H107ZM129 90H130V89H129ZM141 90H140L138 93L143 92V91H141ZM152 90H153V91H152ZM160 90L163 91L165 94L163 95V92H162V93L159 92ZM198 90H199V91H198ZM201 90H202V91H201ZM238 90H239V89H238ZM238 90H236V91H238ZM114 91H115V90H114ZM118 91H117V92H118ZM154 91H155V92H154ZM223 91H224V90H223ZM34 92H35V91H34ZM92 92H93V91H92ZM98 92H99V93H98ZM112 92H113V91H112ZM125 92H122V94L125 93ZM148 92H150V93H148ZM152 92H153V93H152ZM157 92H158V93H157ZM179 92H180V95H178ZM203 92H204L205 94H204ZM208 92H209L210 94H207ZM95 93H96L97 95H96ZM134 93H135V95H134ZM159 93H160V94H159ZM181 93H182V96L184 95V99L182 98ZM190 93H191L192 96H191V95H190V96L188 95V94H190ZM195 93H196V94H195ZM232 93H233V90H232V92H231L230 94H232ZM238 93H239V92H238ZM94 94H95V95H94ZM113 94H114V93H113ZM120 94H121V93H120ZM155 94H157L156 97H155ZM158 94H159V95H162V96H159V99H160V100H158V98H157V97H158ZM194 94H195V95H199L198 98H199V97H202L201 95L203 94V97L201 98V101H203V98H204V99L207 100V102H208V101H210V100H212V99L214 98V100H212L211 103L208 102L209 104H212V102H213V105H211V107H210V105H209L208 103H206L205 100H204V102H202V104H201L200 99L197 100V101L200 102V104L197 103L195 99H198V98H197V96H196V97L193 96ZM214 94H215V93H214ZM219 94H218V95H219ZM230 94H229L228 96L230 97V99H231V98L233 99V97H234L233 95H234V94L232 95V97L230 96ZM115 95H116V93H115ZM137 95H138V94H137ZM187 95H188V96H187ZM205 95H207V96L205 97ZM208 95H211V96H210L211 99L209 98V100H208V98H207V97H209ZM218 95H217V96H218ZM80 96H81V95H80ZM121 96H122V95H121ZM121 96H119V97H121ZM139 96H138L137 98H139V99L142 98V97H139ZM176 96H177V98H176ZM186 96H187V97H186ZM214 96H216V95H214ZM115 97H116V96H115ZM119 97H118V98H119ZM161 97H162V98H163V97L165 98V100H164V98H163V100H164L165 102L162 101V98H161ZM180 97H181L182 100H184V103H183V102L181 103L182 100H181L179 103H177V102L180 100ZM185 97H186L187 99H186ZM34 98H35V97H34ZM111 98H112V97H111ZM135 98H136V97H135ZM137 98H136V100H139V99H137ZM154 98H155V99H154ZM178 98H179V100H178ZM190 98H191L192 100H190ZM194 98H195V99H194ZM206 98H207V99H206ZM220 98H221V99H220ZM75 99H76V98H75ZM151 99H152V100H151ZM193 99L195 100L196 104H198V106H199V105H200V106H205V105H204V103H205V104H206V108H207L208 110H205V111H204V110H202L203 108L201 109L200 106H199L200 108L197 107V106L194 104L195 102L193 101ZM218 99H220L221 101L219 102ZM232 99H231L230 102H232ZM99 100L102 101V99H100V98H99ZM99 100H98V101H99ZM112 100H113V99H112ZM136 100H135V101H136ZM150 100H151V101H150ZM175 100H176V101H175ZM177 100H178V101H177ZM186 100H188V101H186ZM189 100H190V101H193V102H190ZM237 100H238V99H237ZM73 101H74V100H73ZM118 101H117V102H118ZM127 101H129V100H127ZM135 101L133 102L132 106L136 104ZM185 101H186V103H187V108L190 107V109H187L186 107H183V105H185ZM138 102H139V101H138ZM140 102H139V104H140ZM163 102H164V103H163ZM172 102H173V103H172ZM188 102H189V103H188ZM218 102H219V103H218ZM101 103H102V102H101ZM145 103H144V104H145ZM158 103H159V104H158ZM180 103H181V104H180ZM190 103H191L194 107H193V106H190ZM232 103H233V102H232ZM98 104L100 105V102H98ZM98 104H97V102H96L95 105H98ZM162 104H163V105H162ZM165 104L167 105V107L164 106ZM173 104H174V105H173ZM207 104H208V105H207ZM136 105H137V104H136ZM158 105L163 106L164 109H165V108H168L169 110H167V109L164 110L163 108H161V106H160V108H159ZM179 105L181 106V108H180ZM89 106H90V107H89ZM170 106H171V107H170ZM174 106H175V108L172 109V107H174ZM185 106H186V105H185ZM195 106H196V107H195ZM99 107H100V108H99ZM169 107H170L173 111H174V109H177V112H178V113L175 112L176 110H175L174 112L171 111V109H170ZM177 107H179V108H177ZM182 107H183L184 109L188 110V111H185ZM191 107L194 108V109L191 110ZM88 108H87V109H88ZM102 108H103V109L105 108V109L103 110V113H104V114H102ZM134 108H135V107H134ZM198 108H199V110H198ZM204 108H205V107H204ZM206 108H205V109H206ZM90 109H91V110H90ZM136 109H137V111H138V108H136ZM159 109H160V111H159ZM178 109H182L184 112H183L182 110H181V112H180V110H178ZM196 109H197L198 111H197ZM209 109H212V110H211V113H209V112H210ZM105 110H107V111L111 114V115L109 114V116L114 115V117L112 116V117H113L112 121H109V122H110V124L108 125L109 127L105 125V124H108V123H109L108 120H110V119H108V113L106 114V111H105ZM147 110H148V109H147ZM162 110H163L164 112H165V111H166V112L163 113ZM195 110H196V111H195ZM201 110H202V112H201ZM213 110H214V112H212ZM83 111H84V112H83ZM89 111H90V112H89ZM91 111H92V112H91ZM134 111L137 112L136 110H133V109H132V110H131L132 115H134V114H133ZM169 111H170V114H168ZM189 111H190V112H189ZM193 111H194V113H195V112L197 113V114H194V115H195V118H194V119H190L189 116L184 118V115H183V114H185V116H186V114H187V112H188V113H190L189 115H190V117H191V116H192V115H191V112L193 113ZM206 111H207L208 113H205V114H204V112H206ZM85 112H86V113L89 112V113H91V114H90V115H87V114L84 115L83 113H85ZM100 112H101L100 116H101V115H102V116L104 115V116L101 118V119H102V122L104 121V123H102V125H103V126L105 125L106 128H107L108 130H107L106 128H104L103 126L101 127V129L104 128L106 131L103 130V129L101 130V129L99 128L98 125H101V124H98L97 122H96V123L94 122V121H96V119L93 117V113H95V114L98 113V114H99ZM126 112H128V113H126ZM131 112H130V113H131ZM135 112H134V113H135ZM156 112H157V111H156ZM185 112H186V113H185ZM198 112H199V113L201 112V113L199 114ZM217 112H218V113H217ZM175 113H176L177 116L174 115ZM182 113H183V114H182ZM212 113H213V114H212ZM98 114H97V115H98ZM155 114H156V113H155ZM160 114H158V115H160ZM167 114H168L169 116H167ZM171 114H173V115H171ZM179 114H181V118H180V115H179ZM229 114H230V112H229ZM82 115H83V116H82ZM132 115H131V116H132ZM152 115H153V114H152ZM178 115H179V116H178ZM80 116L82 117V119L80 118ZM88 116H89V117L91 116L90 118H94V119H91V120H90V118H89ZM135 116H136V114H135ZM141 116H142V115H141ZM141 116H140V117H141ZM148 116H149V115H148ZM154 116H156V115H154ZM171 116H173V117H171ZM210 116H213V117H212L213 119H211ZM106 117H107V118H106ZM122 117H123V119H125L126 117H127V118H126L125 120H122ZM132 117H133V116H132ZM140 117H139V118H140ZM157 117H158V116H157ZM157 117H156V118H157ZM159 117H160V116H159ZM161 117H160V119H161ZM196 117H197L198 119H197ZM201 117H202V119H199V118H201ZM86 118H87V119L89 118V120H87ZM109 118H110V117H109ZM130 118H131V117H130ZM152 118H153V117H152ZM172 118H173V120H172ZM183 118H184L185 120H184ZM186 118H187V119H186ZM191 118H193V117H191ZM76 119H77V120H76ZM105 119H106V120L108 119V120L105 121ZM116 119H117V120H116ZM162 119H161V120H162ZM176 119H175V120H176ZM189 119H190L191 121H190ZM195 119L198 120V121H200V122L196 124L197 121H196ZM7 120H8V119H7ZM79 120H80V121L83 120L82 123H83V126H84V128H85V129H84V128L82 127L83 130H86V129L88 128L87 123H90V124H88V125H92L91 123L94 122L93 125H94V127H95V124H96L97 132H96V129H95V128L93 127V125H92L91 127H93V129L89 127L90 129H87V130H86L88 134H86V131H84V132H85V133H84V138H81V136L83 135V133H82L83 130L79 129V125L82 126V123L79 122ZM92 120H94V121H92ZM141 120H142V119H141ZM148 120H149V119H148ZM157 120H158V119H157ZM187 120H188V121H187ZM192 120H193V121H192ZM87 121H89V122H87ZM126 121H128V122L125 123ZM146 121H147V120H146ZM153 121H154V120H153ZM155 121H156V119H155ZM162 121H163V120H162ZM162 121H161V122H162ZM184 121H186V123L188 122L187 124H188L189 126H188L187 124H185ZM195 121H196V122H195ZM74 122H75L76 125L74 124ZM85 122H86V123H85ZM107 122H108V123H107ZM156 122H157V121H156ZM189 122H191V123H189ZM194 122H195V123H194ZM124 123H125V126H124V125H122V126H124L123 128H126V129H122V126H120L119 128H117V125H118V124L120 125V124H124ZM131 123H132V121H131ZM144 123H145V122H144ZM147 123H148V121H147ZM159 123H160V122H159ZM213 123H214V126H213ZM84 124H85V125H84ZM160 124H161V123H160ZM162 124H163V122H162ZM166 124H164V125H166ZM191 124H192V125H193V124H196V125H198V126H194V127H193V126H191ZM203 124H205V123L203 122ZM211 124H212V125H211ZM129 125H130V126H129ZM134 125H135V124H134ZM182 125H183V126H182ZM186 125H187V126H186ZM201 125H202V124H201ZM201 125H200V126H201ZM207 125H209L208 122H207ZM207 125H206V127H207ZM75 126H78V128H76ZM81 126H80V128H81ZM86 126H87V128H86ZM126 126H128V127H126ZM140 126H141V125H140ZM143 126H144V125H143ZM160 126H161V125H160ZM170 126H172V125H170ZM203 126H204V125H203ZM203 126H202V127H203ZM183 127H184V128H183ZM185 127H187V128H185ZM195 127H196L197 129H195ZM206 127H205V128H206ZM208 127H207V128H208ZM217 127H218V128H217ZM72 128H73V129H72ZM143 128H145V127H143ZM188 128H189L190 130H189ZM191 128L193 129V131H192ZM214 128H215V129H214ZM76 129H78V130H76ZM98 129H100L101 132L105 131V132H103V133L100 135V136H102V135L104 134L103 138H101V137L98 138V137H97V134L99 133V132H98ZM154 129H155V130H154ZM170 129H171V128H170ZM182 129H183V133L185 132V130L188 131V133L185 132L186 134H183L182 131H181ZM187 129H188V130H187ZM203 129H204V127H203ZM74 130H75V132H74ZM89 130H92V132H93V131L96 132V133H93L94 135L96 134L95 137L92 135V137L95 138V141H96V142H94V140L91 139V138L89 137V135L92 134ZM140 130H141V129H140ZM142 130H143V129H142ZM200 130H199V131H200ZM72 131H73L74 133H72ZM79 131H80L81 133H80ZM121 131H122V132H121ZM149 131H150V130H149ZM156 131H157V132H156ZM191 131H192L193 133H190ZM194 131H195V132H194ZM77 132H78V133H77ZM124 132H125V134H124ZM126 132H128V134H127ZM131 132H132V131H131ZM206 132H208V130H206ZM220 132H221V131H220ZM69 133H71L72 135H73V134H74V135L77 134L79 137H77L76 135H75L76 137L73 135L74 138H73L72 136L70 137L71 134L69 135ZM113 133H114V134H113ZM119 133H120V134H119ZM122 133H123V134H122ZM172 133H169L168 135H170V134H172ZM195 133H197V134H195ZM214 133H215V134H214ZM67 134H68V135H67ZM99 134H100V133H99ZM99 134H98V136H99ZM156 134H158V135H156ZM193 134H194V135H193ZM118 135H119V136H118ZM127 135H128V136H127ZM131 135H132V134H131ZM136 135H137V134H136ZM136 135H135V136H136ZM186 135H187V136H186ZM190 135H191V137H190ZM197 135H198V137H197ZM205 135H206V133H205ZM86 136H88V138H90L91 140H90V139H87ZM135 136H134V138H135ZM144 136H145V135H144ZM153 136H154V137H153ZM156 136H157V137H156ZM175 136H176V137H175ZM194 136H195L196 141H195V139H194ZM203 136H204V134H203ZM67 137H69L70 140H69V138H67ZM129 137H128V138H129ZM145 137H146V136H145ZM155 137L158 139V141H157V139H154ZM181 137H182V138H181ZM196 137H197V138H196ZM63 138H64V139H63ZM75 138H76V139L78 138L77 140H80L79 143H78V141H77ZM96 138H97V139H96ZM116 138H118V140H121V142L124 141V142H123L124 144H123V145H121V144H117V145H116V144H113L114 142H113V143H112V142H111V143H108V141H110V140L114 141ZM120 138H121V139H120ZM136 138H140V139H141V137H136ZM174 138H175V140H174ZM176 138H179V139H177V140L180 141V142H181V141H184V142L186 141V142H185V143H184V142H181V143L183 144V146L178 142V143H176V144L179 145V146H178L177 148H174V147H176V144H175ZM184 138H185L186 140H183ZM215 138H216V139H215ZM65 139H66V140H69V142L66 141ZM72 139H73L74 141H75V140L77 141V142L75 141L76 144H74L75 142H73ZM81 139H82V141H81ZM99 139H100L101 141H100ZM132 139H133V138H132ZM142 139H143V138H142ZM166 139H167V141H166ZM181 139H182V140H181ZM190 139H192L194 142H193V141H190V144H189V140H190ZM210 139H211V138H210ZM71 140H72V141H71ZM85 140H89L90 142H89V141H85ZM97 140H99L100 143H99V141H97ZM136 140H138V139H136ZM144 140H145V139H144ZM154 140L157 141V142H156L154 145H151V144H153V142H155ZM169 140H170V141H169ZM104 141H105V142H104ZM149 141H151V142H149ZM165 141H166V142H165ZM172 141H173V142H172ZM200 141L202 142V144H200V143H201ZM212 141H211V142H212ZM62 142H63V143H62ZM64 142H66V143L68 142V143L66 144V143H64ZM82 142H83V143H82ZM85 142H87V144H86ZM91 142H92V143H93V142H94V143H97V144H93V145H96L97 149H96L95 146H93V145L91 144ZM103 142H104V143H103ZM137 142H138V143H139V142L141 143L142 141L138 140ZM137 142H136V143H137ZM148 142H149V143H148ZM187 142H188V143H187ZM191 142H192V143H191ZM60 143H61L62 145H61ZM71 143H73V144H71ZM77 143H78L79 145H78ZM88 143H89V145H88ZM116 143H117V142H116ZM136 143H135V144H136ZM173 143H174V144H173ZM63 144H64V145H63ZM68 144H69V145H68ZM85 144L88 146L89 149L92 147V149H90V155H91V156H89V151H88V150H87V152H85L86 150L83 149L84 147H86ZM98 144H99V145H98ZM126 144H127V142H126ZM162 144L165 145V146H163ZM188 144H189V145H188ZM203 144H204V145H203ZM205 144H206V145H205ZM65 145H67V147L69 146V147H68V150H66L67 147H66ZM77 145H78L77 148H78L79 150L76 148ZM84 145H85V146H84ZM97 145H98V146H97ZM114 145L116 146L115 148H117L118 150L115 149V148H113ZM138 145H139V144H138ZM140 145H141V144H140ZM150 145H151V146H150ZM186 145H187V146H186ZM196 145H197V146H196ZM201 145H202V146H201ZM72 146L74 147V149H77L78 151H77V150L75 151L73 148H70V147H72ZM79 146H80V147H79ZM89 146H91V147H89ZM101 146H102V147H101ZM127 146H128V145H127ZM144 146H145V143H144ZM152 146H153L154 148H152ZM161 146H162V147H161ZM200 146H201V147H200ZM62 147H63V150H64V151L62 150ZM139 147L142 148V146H139ZM145 147H146V146H145ZM185 147L182 148L183 150L180 148V149H181V150H180V153L182 152L181 154H183V151H185V149H187V148H185ZM94 148H95V149H94ZM100 148H101V149H100ZM127 148H128V149H127ZM141 148H140V149H141ZM192 148H191V149H192ZM86 149H87V148H86ZM99 149H100L101 154L98 152ZM114 149H115V151H116V150H117V151L113 153L112 151H114ZM196 149H195V150H196ZM61 150H62V151H61ZM81 150H82V151H81ZM91 150L94 151V153H93V151H92L93 154L91 153ZM143 150H144V149H143ZM80 151H81L82 153H81ZM83 151H84V152H83ZM108 151H109V152H108ZM120 151H121V152H120ZM134 151H135V152H134ZM141 151H142V150H141ZM215 151H217V152H215ZM74 152H78V153L75 154ZM119 152H120V153H119ZM148 152H150V157H151V155H152L153 158H154V157L156 158V161L159 160L160 162H161V160H162V161L165 160L164 162H166L167 157H168L169 155H172V156H169L168 161H167L166 163H164V164H166L165 167H164V165H160V164H159V165L161 166V167H159L160 169H156V168H158V166H159L158 163H160V162L158 161V163H157V162L155 161V158H154V161H150V162L148 161L149 163H148V162H145L146 160H148V158H150V157H147V156H148ZM195 152H196V151H195ZM205 152H206V151H205ZM79 153H81V154L79 155ZM85 153H86V155H85ZM96 153H97V155L100 154V156H97ZM105 153H106V154H105ZM107 153L109 154L108 157L106 156ZM112 153H113V154H112ZM135 153H136V154H135ZM151 153H153V154H151ZM160 153H161V155H160ZM202 153H203V152H202ZM77 154H78V155H77ZM82 154H84V155H82ZM103 154H104V155H103ZM111 154H112V157L110 156ZM114 154L118 157V158H116V160H115V155H114ZM117 154H119L120 157H119ZM137 154H138L140 157L137 156V157H138V158H137V157H136ZM164 154H165V155H164ZM181 154H179V151H178L177 155H178V156H179V155L181 156ZM188 154H189V153H188ZM195 154H196V153H195ZM220 154H221V153H220ZM67 155H68V156H67ZM72 155H74V156L72 157ZM93 155H94V156H93ZM131 155H133V156L135 155V156H134L135 158L133 159V158L131 157ZM153 155H154V156H153ZM166 155H168V156L166 157ZM69 156H70V157H69ZM78 156H79V158L77 159L76 157H78ZM84 156H85V157L87 156L88 159L92 157L91 160L89 159L90 162H88L89 160H86L87 157H86V159H85ZM95 156H96L97 158H98V157L100 158L99 161H97V160L95 161V159H97ZM101 156L104 157V158H103L104 160H106V157L109 158V159L111 158V159H110L111 161H110V160L108 161V159H107V161L109 162V164H107V163H106V164H103V163L101 164V162L103 161V159H102ZM105 156H106V157H105ZM113 156H114V157H113ZM128 156H129V157H128ZM143 156H142V157H143ZM164 156H165V157H164ZM180 156H179V157H180ZM185 156H187V155H185ZM81 157H83L84 159H82ZM152 157H151V158H152ZM158 157H159L161 160H160ZM161 157H162V158H161ZM163 157H164V158H163ZM182 157H183V156H182ZM193 157H194V156H193ZM195 157H196V156H195ZM212 157H213V156H212ZM219 157H220V156H219ZM94 158H95V159H94ZM113 158H114V159H113ZM129 158H130V160H129ZM146 158H147V159H146ZM153 158H152V160H153ZM157 158H158V159H157ZM183 158H184V157H183ZM198 158H199V157H198ZM206 158H207V157H206ZM93 159H94L93 163H94V162H95V163H99V164H95V163H94V164L96 165L95 167H94L93 163H91ZM101 159H102V161H100ZM139 159H140V160H139ZM76 160H75V161H76ZM82 160H83V162H82ZM84 160L86 161V164H85V161H84ZM112 160H113V161H112ZM127 160H128V162H126ZM132 160H133V161L135 160L136 163H134ZM141 160H143V161H141ZM144 160H145V161H144ZM150 160H151V159H150ZM169 160H170V161H169ZM176 160H177V158H176ZM4 161H5V160H4ZM10 161H11V160H10ZM129 161H130V162H129ZM182 161H183V160H182ZM6 162H9V160H7ZM87 162H88V163H87ZM104 162H105V161H104ZM132 162L136 165L137 168L131 166V167H129V169H131V168H132V169H133V168H136L137 170H135V169H133V170H135V172H137V173L135 174V172H134V173L132 172V175H133V174H135V175L131 178V174H128V172H131L132 169H131V170L127 169L128 172L125 171V169L128 168L127 166L134 165V164H132ZM151 162H152V163H151ZM172 162H173V161H172ZM172 162H171V163H172ZM185 162H186V161H185ZM202 162H203V161H202ZM207 162H208V161H207ZM212 162H213V161H212ZM126 163H127L128 165H127ZM129 163H130V164H129ZM142 163H143V165H142ZM144 163H148V164H146V166H145ZM156 163H157V165H156ZM161 163H162V162H161ZM123 164H126V165H123ZM138 164H139V165H138ZM140 164H141L142 166H144V167H142ZM162 164H163V163H162ZM172 164H173V163H172ZM185 164H187V163H184V165H185ZM85 165H87V166H85ZM90 165H91V166L93 165V167L91 168ZM98 165H101V167H98ZM121 165H122V166H121ZM135 165H134V166H135ZM137 165H138V166H141V167H138ZM187 165L189 166V164H187ZM187 165H186V166H187ZM0 166H1V165H0ZM11 166H12V165H11ZM13 166H14V165H13ZM156 166H157V167H156ZM186 166H185V167H186ZM188 166H187V167H188ZM206 166H207V165H206ZM6 167H7V166H6ZM6 167H5V168H6ZM89 167H90V169H89ZM97 167H98V168H97ZM116 167H117V166H116ZM123 167H124V168H123ZM154 167H153V168H154ZM172 167H173V166H172ZM185 167H183V168H185ZM204 167H205V166H204ZM204 167H203V168H204ZM1 168H3V167H1ZM7 168H8V167H7ZM16 168H17V166H16ZM94 168H95V169H94ZM148 168H149V167H146V168L143 169V170H145V172L148 171L149 173H150L151 170L153 171V168H152V169H148ZM169 168H171V167H169ZM173 168H174V167H173ZM183 168H182V169H183ZM190 168H191V165H190ZM18 169H21V168L19 167ZM88 169H89V170H88ZM91 169H94V172H93V170H91ZM139 170H140V171H139ZM149 170H150V171H149ZM171 170H172V168H171ZM22 171H23V173H21V171H20L21 176H22V175L24 174V172H26L27 170H26V171H25V170H22ZM87 171H89V174H87ZM91 171H92V173H91ZM95 171H97V173H95ZM162 171H161V172H162ZM164 172H165V171H164ZM29 173H31V172H29ZM29 173H27V174H29ZM90 173H91V176H89V178H88V175H90ZM93 173H95V174H93ZM113 173H114V172H113ZM142 173H144V171H143ZM142 173H141V174H142ZM155 173H156V172H155ZM180 173H181V172H180ZM31 174H32V173H31ZM33 174H34V173H33ZM122 174H124L125 177H124ZM173 174H174V173H173ZM29 175H30V174H29ZM85 175H86V178H87L86 180H85ZM24 176H25V175H24ZM38 176H39V175H38ZM136 176H137V175H136ZM177 176H178V175H177ZM25 177H26V176H25ZM31 177L34 178L32 175H30L29 178H31ZM91 177H92V182L89 181V180L91 179ZM140 177H141V176H140ZM178 177H179V176H178ZM181 177H182V176H181ZM169 178H171V177H169ZM173 178H174V177H173ZM39 179H40V178H39ZM98 179H99V180H98ZM100 179H101V180H100ZM131 179H133L134 181H132ZM171 179H172V178H171ZM175 179H176V176H175ZM179 179H180V177H179ZM186 179H187V178H186ZM36 180H37V179H36ZM81 180H79V182H81ZM135 180H136V181H135ZM141 180H142V179H141ZM32 181H34V179H33ZM88 181H89V182H88ZM94 181H96V182H94ZM102 181H103V180H102ZM127 181H126V182H127ZM167 181H168V180H167ZM171 181H172V180H170L169 182H171ZM182 181H183V180H182ZM184 181H185V180H184ZM186 181H187V180H186ZM79 182H78V183H79ZM116 182H117V181H116ZM122 182H123V180L121 181V183H122ZM126 182H125V183H126ZM139 182H140V181H139ZM161 182H162V181H161ZM179 182H180V181H179ZM41 183H42V182H41ZM83 183H82V184L80 183V184H81V188H80V189H82V190H83V188L85 189L86 186H87V185H84ZM92 183L95 184V186H94ZM123 183H124V182H123ZM164 183H165V181H164ZM166 183H168V182H166ZM172 183H173V182H172ZM91 184H92V185H91ZM114 184H115V183H114ZM114 184H113V185H114ZM168 184H169V183H168ZM170 184H171V183H170ZM173 184H174V183H173ZM0 185H2V184H0ZM76 185H77V182L75 183L74 186L71 185L72 187H70V188H75V189H76V188H77ZM82 185H84V187H83ZM153 185H154V184H153ZM162 185H163V182H162ZM165 185H167V184H165ZM62 186H63V185H62ZM77 186H78V185H77ZM90 186L88 185V187H90ZM96 186H98V187H96ZM169 186H170V185H169ZM82 187H83V188H82ZM161 187H162V186H161ZM166 187H168V186H165V187H163V188L165 189ZM44 188H45V187H44ZM168 188H170V187H168ZM17 189H18V188H17ZM17 189H15V190H17ZM47 189H48V188H47ZM53 189L55 190V187H54ZM75 189H74V190H75ZM74 190L72 189V192H73V193L75 192ZM88 190H89V188H88ZM93 190H94V189H93ZM166 190H167V189H166ZM83 191H84V190H83ZM149 191H150V190H149ZM76 192H77V190H76ZM76 192H75V196H74V197H75L76 199H78V197L82 194V192L79 191V193H77V195H76ZM106 192H107V191H106ZM144 193H145V192H144ZM70 195H72V193H70ZM78 195H79V196H78ZM120 195H121V192H120ZM167 195H168V193H167ZM180 195H181V193H180ZM86 196H87V194H86ZM86 196L83 197V198H82V196H80V199H81V198L84 199V198H86ZM71 197H72V198H71ZM89 197H90V196H89ZM45 198H46V197H45ZM70 198L73 199V196H70ZM75 198H74V199H75ZM0 199H1V198H0ZM80 199L77 200V201L80 202ZM1 201H3V199H2ZM1 201H0V202H1ZM49 201H50V200H49ZM75 201H76V200H75ZM75 201H74V202L72 201V202L74 203V204L72 203L73 206H76L77 203H78V202L75 203ZM83 201H84V200H83ZM110 201H111V200H110ZM149 201H150V200H149ZM70 202H71V201H70ZM91 202H92V201H91ZM95 202H96V201H95ZM103 202H104V200H103ZM1 203H2V202H1ZM3 203H4V202H3ZM31 203H32V201H31ZM48 203H49V202H48ZM75 204H76V205H75ZM130 204H131V203H130ZM149 204H150V203H149ZM161 204H162V203H161ZM67 205H69V204H67ZM83 205H84V204H83ZM107 205H108V204H107ZM132 205H133V203H132ZM158 205H159V204H158ZM163 205H166V204H163ZM25 206H26V205H25ZM35 206H36V205H35ZM37 206H38V205H37ZM50 206H52V205H50ZM53 206H54V205H53ZM55 206H56V205H55ZM58 206H59V205H58ZM109 206H110V205H109ZM66 207H67V206H66ZM72 209H73V208H72ZM74 209H75V208H74ZM46 210H47V209H46ZM46 210H45V213L48 214V211H46ZM48 210H49V209H48ZM57 210H58V209H57ZM61 210H62V209H61ZM61 210H60V211H61ZM64 210H65V209H64ZM66 210H67V208H66ZM60 211L58 210L57 212H60ZM50 212H51V211L49 210V213H50ZM53 213H54V212H53ZM53 213H52V215H51V218L48 217V219L50 218V220H51V219L53 218V217H52V216H53ZM60 213H61V212H60ZM145 213H146V212H145ZM57 214H58V213H57ZM57 214H56V216H57ZM140 214H142V213H140ZM150 214H151V213H150ZM48 215H50V214H48ZM54 215H55V214H54ZM66 215H67V214H66ZM40 216L43 217L42 215H40ZM138 216H139V214H138ZM138 216L136 215V218H138ZM41 217H40V218H41ZM46 217H47V216H46ZM57 217L59 218V216H57ZM60 217L62 218L63 215H61ZM40 218L38 217V219H40ZM54 218H55V217H54ZM63 218H64V217H63ZM145 218H146V217H145ZM35 219H36V218H35ZM65 219L67 220V217H66ZM69 219H71V218H69ZM69 219H68V220H69ZM133 219H135V218L133 217ZM133 219L130 218V221H129L130 224H131V220H132V222H133ZM53 220H54V219H52V221H53ZM56 220H57V218L55 219V222H56L55 225H58V223H57ZM147 220H148V219H147ZM147 220H146V222H147ZM27 221H28V220H27ZM41 221H42V219H41ZM41 221H40V223H41ZM59 221H61L60 218H59ZM59 221H58V222H59ZM138 221H139V220H138ZM33 222L35 223V221H33ZM37 222H38V221H37ZM47 222H48V221H47ZM53 222H54V221H53ZM68 222H69V221H68ZM127 222H128V221H127ZM51 223H52V222H51ZM59 223H60V222H59ZM64 223L66 224V222H64ZM64 223L61 221V224H60V225H62V224H64ZM140 223L144 226V223H142V217H141V221H140ZM31 224H32V222H31ZM31 224L29 225L30 227H31ZM37 224H38V223H37ZM49 224H50V223H48L47 226H48ZM39 225H40V224H39ZM52 225L54 226V223H52ZM60 225H58V226H56V227H59L60 229H58V228H57V229L61 231V229H62L64 226L62 225L63 227L61 226V227H62V228H61ZM126 225H127V224H126ZM133 225H134V224H133ZM136 225H137V223H136ZM142 225H141V226H142ZM146 225H147V224H146ZM29 226H28V228H29ZM124 226H125V225H124ZM128 226H130L129 223H128ZM128 226H127V227H128ZM38 227H39V226H38ZM40 227H41V226H40ZM49 227H51V226H48L47 228H49ZM54 227H55V226H54ZM54 227H52V229L49 228V230H50V231L52 230V232L55 231V232H54V236H55V235H56V236H59V234H60L61 232H60V231H59V233L56 232V227H55V229H54ZM69 227H70V226H68V228H69ZM72 227H73V226H72ZM134 227H135V226H134ZM68 228L66 227V229H68ZM129 228H130V227H129ZM132 228H133V226H132ZM132 228H130L128 234L130 233V231L132 230ZM139 228H140V227H139ZM30 229H31V228H29V230H30ZM64 229H65V228H64ZM66 229H65V230H66ZM71 229L73 230V228H71ZM121 229H122V231H123V227H122ZM125 229H126V228H125ZM39 230H41V229L39 228L38 231H39ZM46 230H47V229H46ZM58 230H57V231H58ZM69 230H70V229H69ZM72 230H71L70 232H74V231H72ZM133 230H134V229H133ZM141 230H142V227H141ZM144 230H145V228H144ZM144 230H143V231H144ZM34 231H35V230H34ZM36 231H37V227H36ZM38 231H37V232H38ZM44 231H45V229H44ZM44 231L42 230V232H43L44 235H45V234H46V231H45V232H44ZM125 231H127V229H126ZM125 231H124V233H125ZM138 231H139V230L137 229L136 231H134V233H135V232H138ZM37 232H36L34 235H36ZM48 232H49V231L47 230V236L49 235V237H50L52 232H49V233H48ZM62 232H63V233H61L60 235H61V239H62V241H63V239H64V236H63V235L66 236V234H64V230H63ZM119 232L122 234L121 230H120ZM132 232H133V231H132ZM139 232H140V231H139ZM33 233H34V232H33ZM67 233H68V232H67ZM76 233H77V229H76V231L74 232V235H75ZM38 234L41 236L42 233L40 234V231H39ZM38 234H37V236H38ZM69 234H70V233H69ZM117 234H118V233H117ZM125 234H127V232H126ZM149 234H151V233H149ZM29 235H30V234H29ZM29 235H27V236L29 237ZM34 235H33V236H34ZM77 235H78V234H76V236H75L76 238H77ZM82 235L84 236V233H81V236H82ZM131 235H132V234H131ZM135 235H136V234H135ZM30 236H31V235H30ZM54 236H53V237H54ZM70 236H71V235H70ZM79 236H80V235H79ZM79 236H78V240H79ZM85 236H86V235H85ZM118 236H119V235H118ZM132 236H133V235H132ZM137 236H138V235H137ZM28 237H26V238L28 239ZM38 237H39V236H38ZM45 237H46V235H45ZM67 237H68V234H67ZM73 237H74V236H73ZM73 237H69L67 240H70V238H73ZM75 237H74V239L72 240L73 243L70 244V242L68 241V242H69V246H70L69 249H71V245H72V249H75V248H74V247H75V245H74V243H75V242H74ZM126 237H127V236H126ZM129 237H130V236H129ZM39 238H40V237H39ZM51 238H52V236H51ZM55 238H56V237H55ZM55 238H54V239H55ZM59 238H60V237L57 238V241H56V239L54 240V239L52 238V239H53V242H52V243H51V242L48 243V241H46V242L48 243V244L46 243L47 245H46V247H44V250L48 248L47 251H46V256H47V252H48V251H49V254L52 253L51 251H54V253H55L56 250H52V248H54L53 246H55V244L58 242V239H59ZM65 238H66V237H65ZM80 238H81V237H80ZM88 238H89V237H88ZM97 238H98V237H97ZM123 238H124V237H123ZM131 238H132V237H131ZM30 239H31V238H30ZM46 239H48V238L46 237ZM61 239H60V241H61ZM83 239H86V238H83ZM121 239H122V238H121ZM124 239H125V238H124ZM31 240H32V239H31ZM34 240H35V239L33 238V241H34ZM96 240H97V239H96ZM125 240H127V239H125ZM128 240H129V239H128ZM35 241H36V240H35ZM44 241H45V240H44ZM49 241H50V239H49ZM51 241H52V240H51ZM64 241H65V240H64ZM64 241H63V243H62V244H63L62 248H64V245L66 244V242L64 243ZM72 241H71V242H72ZM129 241H130V240H129ZM132 241H133V238H132ZM132 241H131V243H132ZM24 242H27V241L25 240ZM28 242H29V239H28ZM37 242H38V241H37ZM55 242H56V243H55ZM34 243H35V242H34ZM39 243H40V242H39ZM59 243H60V242H59ZM82 243H83V242H82ZM126 243H127V241H126ZM21 244H23L22 241H21ZM36 244H37V243H36ZM60 244H61V243H60ZM97 244H98V243H97ZM127 244H129V243H127ZM11 245H12V244H9L8 246H11ZM17 245H18V244H17ZM28 245H29V244H27V246H28ZM49 245H50L51 248H50V247H47V246H49ZM51 245H52V246H51ZM66 245H67V244H66ZM66 245H65V251H66V253H67V250H66L67 246H66ZM77 245H78V244H77ZM77 245H76V246H77ZM6 246H7V245H6ZM8 246H7V247H8ZM14 246H15V245H14ZM21 246H22V245H21ZM37 246H39V245H37ZM40 246L42 247L43 245L40 243ZM44 246H45V245H44ZM60 246H61V245H60ZM73 246H74V247H73ZM78 246H79V245H78ZM89 246H90V244H89ZM2 247H3V246H2ZM2 247H1V248H2ZM18 247H19V246H18ZM25 247H26V246H24V248H25ZM30 247H31V244H30ZM35 247H36V246H35ZM3 248H4V247H3ZM12 248H13V246H12ZM26 248H27V247H26ZM33 248H34V247H33ZM36 248H37V247H36ZM42 248H43V247H42ZM59 248H61V247H58V250H57V251H58L57 253H59L58 256H60V252L63 250L62 248H61L62 250H59ZM88 248H89V247H88ZM88 248H86V249H88ZM96 248H97V247H95V249H96ZM99 248H100V246H99ZM5 249H6V247H5ZM15 249H16V247H15ZM49 249H50V250H49ZM54 249H57V246H56ZM69 249H68V251H70ZM72 249H71V252L74 251V250H72ZM78 249H80V247H79ZM86 249H85V250H86ZM2 250H3V249L0 250V254H1V251H2ZM7 250H9V249L7 248ZM28 250H30V249H28ZM28 250H27V251H28ZM44 250H42V252H44ZM9 251H11V248H10ZM13 251H14V250H12V252H13ZM18 251H19V248H18ZM59 251H60V252H59ZM77 251H78V250H77ZM83 251H84V249H83ZM100 251H101V250H100ZM3 252H6V251L3 250ZM33 252H34V251H33ZM37 252L40 254L39 251H37ZM42 252H41V253H42ZM71 252H68L67 256H68L69 253H70V255L68 256V258H70V256H73V255H74V253L71 254ZM86 252H87V251H86ZM86 252H85V255L87 254ZM6 253H7V252H6ZM10 253H11V252H10ZM13 253H14V252H13ZM19 253H20V252H19ZM38 253H37V254H38ZM57 253H55V254L57 255ZM62 253H64V250L62 251ZM62 253H61V255H62ZM98 253H99V252H98ZM101 253H102V252H101ZM39 254H38V256H39ZM49 254H48V255H49ZM75 254H77V253L75 252ZM102 254H103V253H102ZM3 255H4V253H3ZM7 255H8V254H7ZM44 255H45V254H44ZM81 255H82V257H84L82 253L80 254L79 257H81ZM51 256H52V255H51ZM53 256H54V254H53ZM62 256H63V255H62ZM74 256H75V259H76V255H74ZM74 256H73V258H72L71 261L67 260V258H66V261H68V264H69V262H70V264H71V262H72V264H74V263L77 264V262L80 264V262H79V257H78V260H77L76 262L73 263ZM110 256H111V255H110ZM0 257H1V256H0ZM8 257H9V256H8ZM12 257H13V255H12ZM22 257H23V256H22ZM22 257H21V255H20V259H19V261L22 260V259H21ZM49 257H50V256H49ZM23 258H24V257H23ZM46 258H48V256H47ZM54 258H55V256H54ZM86 258H88V257H86ZM89 258H90V257H89ZM97 258H99V257L97 256ZM16 259H17V258H16ZM48 259H49L48 261H52V259H51V260H50V258H48ZM57 259H58V258H57ZM105 259H106V258H105ZM107 259H108V258H107ZM17 260H18V259H17ZM80 260H81V259H80ZM98 260H99V259H98ZM100 260H101V259H100ZM6 261H7V260H6ZM14 261H15V260H14ZM59 261H60V259H59ZM64 261H65V257H64ZM96 261H97V260H96ZM102 261H103V260H102ZM2 262H3V261H2ZM2 262H0V263H2ZM4 262H5V260H4ZM4 262H3V263H4ZM12 262H13V260H12ZM16 262L18 263V261H16ZM60 262H61V261H60ZM81 262L84 263V261H81ZM97 262H98V261H97ZM100 262H101V261H100ZM106 262H107V260H106ZM33 263H34V262H33ZM65 263H66V262H65ZM101 263H102V262H101ZM5 264H8V261H7V263L5 262ZM9 264H10V261H9ZM11 264H12V263H11ZM62 264H63V263H62ZM95 264H99V263H95ZM103 264H104V261H103ZM106 264H109V262L106 263ZM111 264H112V263H111Z\"/></svg>","mask_w":264,"mask_h":264}]
</instances>
